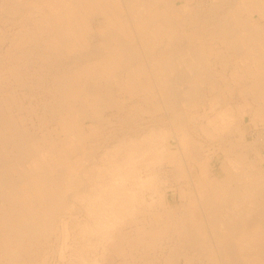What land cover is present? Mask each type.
<instances>
[{
	"label": "rangeland",
	"instance_id": "obj_1",
	"mask_svg": "<svg viewBox=\"0 0 264 264\" xmlns=\"http://www.w3.org/2000/svg\"><path fill=\"white\" fill-rule=\"evenodd\" d=\"M3 2H1L0 0V106L1 108H3L4 114H6V118L8 119L9 123L13 126L9 129H6L2 126L1 130L9 135V137L15 140H19L22 141V143L24 142L22 148L24 147H30V145H32L33 143L38 145L37 148V157H42L43 160L47 161H52V159L57 158L60 159V162H62L63 166L56 168V173L55 176H57L59 178L60 176V180H61V192H63L62 194H64V192L66 194L65 198L63 200L62 203V207L59 208V210H55L53 208H50L49 203L47 204H43L39 198H38V194L35 193V190H27L26 188H24V184L21 186V189L18 191L19 194H21V197H19L17 195V201L16 204L17 207L13 208V212L12 213H7V211L10 209L9 208V203L7 202V200L5 199V197L1 198L2 194L4 195V193H0V210L1 216H4L5 214H8L7 216L13 217L14 219H16L17 222L23 221V220H28L29 215H34V216H38L42 219L43 224L41 223V225H43L44 227L46 226V228L48 229V232L45 236H35L33 239L29 238L28 236L26 237V239H22V238H17L14 237V242L11 241L9 244V249L11 252V256H6L5 253H0V264H13L11 263L9 260L10 258H13L14 264H135V261H141V260H147L149 261L151 264H213L214 260H209L207 258H198V257H192L190 258L192 261L190 262H186V255L187 254H197L198 252H200V247L199 246H195L192 247L194 249H190V247H180L179 245V241H177V237L176 235L169 233L167 235V232H165V228L167 225V219H168V213L170 212V210L172 208H178L181 207L183 205V203L188 202V199H183L182 198V194H184V196L189 195L190 193H193L194 191H196L197 193L200 192V196H204V190L206 188H208L207 182L208 180H210L212 178V180H217L220 177H223V174L221 173V167H222V162L224 161V157L223 155H220L222 152V150H226L228 149V144L227 142L224 141V135H223V131H220L219 129L221 128V126L223 125V118L221 117V113L223 112L224 109H226V106L234 113V122H236V124H240V126L238 127L239 129L236 130V134L235 137L238 138L240 136H242V138L246 137V141L247 142H254V139L256 138V136H258V134H261L264 136V123L259 119L254 118V116L249 115L246 111H243L245 109H249V107L247 106L246 100L249 98L244 97L240 94H238V92L240 91V89H243V86H238V83H243L241 85H244L245 83H247V81L244 79H241L242 81L237 80L236 77H234L235 73L234 70L237 66H235V62L237 61L238 58L236 57H232L231 62H229V56H227L228 61H223L221 60H217V58L214 55H210V53L208 52L207 49H204L203 52V56L205 58V66L209 72V74L213 77V80L216 79V81H213L214 83H210V82H206V83H200V86H196L195 92L194 94L187 96L185 93L183 94V91L189 89L190 87H192V85H188V83H186L187 81H185L182 79V75L181 72L183 71V73H185L186 71L188 73H186V75L190 73V75L186 76L185 74L183 76H185L186 78H190V76H193V73H191L189 70L186 69L185 65L182 63H179L177 65V71H175L174 74H171L170 77L174 78V80L172 81V84L174 83V85H172L170 81L168 82V85L170 84V89L177 91L180 88V92H174L175 95H173L172 97H170L171 95L166 94V90H163L160 88V86L156 87V85L154 84L153 87V92L155 90V94L151 96H135L132 97L129 94H124L123 88L121 87V85L126 86V84L128 83V78L127 75L124 73V71H119L115 73V78H113V81L110 84V89L112 90L111 96L108 97L112 102L110 105H107V103L102 102V104H100V106H98V109L96 110V108H93L91 105L87 104V103H91L92 99H89V97L85 94H81L79 97L75 98L74 102H66L65 106L63 107L62 111L61 109L59 110V106H61L62 100L64 98V96L62 94H58L56 92L55 89V79L59 78H69L71 79V83H74V89L76 90H80L81 86L84 85L87 80H88V75L89 72L84 68L83 63L86 59V55L85 53H83L82 55L78 56H74L72 54H69L67 51H65L61 56H57L55 54V52L51 49V47L56 43V40H54V38H49L48 36L44 35L42 30L40 29V26L43 24L44 26V22H39V19H42L41 17H46V18H50V19H54V20H59V22L54 21L55 24L60 25V26H64L66 27V22L63 21L62 19H59L60 17L58 16H54L55 14L50 13L46 7H44V5H37L35 3V1L33 0L31 2V0H10L8 2H6V0H2ZM12 1L11 5L10 2ZM23 1V2H22ZM194 2L192 3V7H196V5L199 7L201 6V10L202 12H205L209 10V1L208 0H193ZM199 1V2H198ZM26 2V3H25ZM4 3V4H3ZM34 3V4H33ZM202 3V4H201ZM204 3V4H203ZM208 3V5L206 4ZM6 5V6H4ZM16 7L15 10L12 12L10 6ZM26 5V7H25ZM4 6V8L2 9V7ZM35 6V7H34ZM203 6V8H202ZM206 8H205V7ZM21 7L23 9H21ZM30 7V8H29ZM40 7V8H38ZM44 8V9H43ZM7 9V11L5 10ZM30 9V10H29ZM52 9V8H50ZM3 10V12H2ZM10 10V11H9ZM23 10V11H22ZM32 10V11H31ZM37 12H36V11ZM46 10V11H45ZM30 11V13H29ZM34 11V12H33ZM40 13H39V12ZM6 12V13H4ZM9 12L11 14H9ZM47 12V13H46ZM42 13V15H40ZM49 13V14H48ZM18 14V15H17ZM37 16H36V15ZM3 17H2V16ZM15 15V16H14ZM25 15V16H24ZM29 15V17H28ZM14 16V17H12ZM22 16V17H21ZM33 16V17H32ZM53 16V17H52ZM130 16V15H129ZM183 16V15H182ZM7 17V18H6ZM28 17V18H27ZM32 17V18H31ZM36 17V18H35ZM39 17V18H38ZM133 17V15L130 16V18ZM6 18V19H5ZM27 20H26V19ZM31 18V19H30ZM5 19V20H4ZM36 19V20H35ZM86 19L87 23H88V39H86V43L87 46L86 47H90V48H94L95 46L99 45L101 39L99 38L98 32L100 31V25L102 23L103 18L99 17H86L84 18ZM4 20V21H3ZM8 20V21H7ZM101 20V21H100ZM24 21L26 23H24ZM28 21V22H27ZM21 22V23H20ZM23 22V23H22ZM30 24V25H29ZM32 24V25H31ZM24 25V26H23ZM104 25L106 26L107 23H104ZM13 26V27H12ZM21 26V28H20ZM28 26V27H27ZM31 26V28H30ZM108 26V25H107ZM178 26V25H177ZM189 24H186L185 26H183L186 30L188 28ZM19 27V28H18ZM93 27V28H92ZM176 27V26H175ZM25 28V29H24ZM24 29V30H23ZM38 29V30H37ZM115 29V28H114ZM176 29V28H175ZM13 30V31H12ZM17 30V32H16ZM22 30V31H21ZM41 30V31H39ZM139 30V29H138ZM137 30V31H138ZM150 31V28L148 29ZM171 30V29H170ZM170 30H166L164 33V36L166 37H171V32ZM21 31V32H19ZM169 31V32H168ZM183 31V30H182ZM189 31V30H187ZM13 32V33H12ZM177 31H175L176 33ZM15 33V34H14ZM168 33V34H167ZM18 34V35H17ZM25 34H27V36H25ZM90 34V35H89ZM9 35V36H8ZM13 35V36H12ZM22 36V37H21ZM91 36V37H90ZM95 36V37H94ZM9 37V38H8ZM38 37V38H37ZM162 37V36H161ZM13 38V39H12ZM19 38V39H18ZM93 38V39H92ZM95 38V39H94ZM163 39L160 40V43L165 45L167 41L165 37H162ZM90 39V40H89ZM12 41V44H11ZM90 41V42H89ZM171 41V40H170ZM14 42V43H13ZM98 42V43H97ZM163 42V43H162ZM77 43H79L81 45V43L79 42V40H77ZM96 43V44H95ZM33 44V45H32ZM30 45V47H29ZM56 45V44H55ZM57 46V45H56ZM79 46V45H78ZM82 46V45H81ZM14 47V48H13ZM26 47V48H25ZM36 47V48H34ZM80 47V46H79ZM22 48V49H21ZM27 48H29L28 51ZM19 49V50H18ZM27 50V51H25ZM39 50V51H38ZM66 50V49H65ZM16 51V52H15ZM32 51V52H31ZM35 51V52H34ZM158 49L154 48V49H150L147 54L144 53L142 56L143 59V63L146 64L147 61H145V58H149L152 59L150 61H153L155 56L158 58V60L161 59H165V54L164 53H157ZM13 52V53H12ZM25 55H24V53ZM28 52V53H27ZM6 53V55H5ZM18 53V54H17ZM22 53V54H21ZM27 53V54H26ZM157 53V54H156ZM9 55V56H8ZM19 55H21L19 57ZM24 55V56H22ZM27 55V56H26ZM39 55V56H38ZM69 55V57H67ZM85 55V56H83ZM146 57H145V56ZM207 55V57H206ZM6 56V57H5ZM8 56V57H7ZM32 56V57H31ZM36 56V57H35ZM163 56V57H162ZM211 56V57H210ZM13 57V58H12ZM19 57V58H18ZM26 59H24V58ZM29 57V58H28ZM47 57L49 58L48 60ZM66 57V58H65ZM74 57V58H73ZM78 57V58H77ZM145 57V58H144ZM223 57V56H222ZM4 58V59H3ZM20 59V60H17ZM36 58V59H35ZM61 60H60V59ZM64 58V59H63ZM68 58V59H67ZM77 58V59H76ZM83 58V59H82ZM216 58V59H215ZM12 59V60H11ZM63 59V60H62ZM70 59V60H69ZM79 62H76L78 61ZM22 60V61H21ZM28 60V62H26ZM33 60V61H30ZM36 60V61H35ZM54 60V61H53ZM211 60V61H210ZM216 60V61H215ZM239 60V59H238ZM9 61V62H8ZM12 61V62H11ZM17 61V63H16ZM38 61V62H37ZM57 61V63H56ZM71 61V62H70ZM149 61V62H150ZM157 60H155L154 62H156ZM213 61V62H212ZM2 62V63H1ZM25 62V63H24ZM37 62V63H36ZM53 65H51V63ZM67 62V63H66ZM148 62V63H149ZM212 62V63H211ZM215 62V63H214ZM219 62V63H218ZM10 63V64H8ZM12 63V64H11ZM25 65H23V64ZM42 63V64H41ZM65 63V64H64ZM215 65H214V64ZM229 63V64H228ZM234 63V65H233ZM27 64V65H26ZM34 64V65H33ZM72 64V65H70ZM76 64V65H75ZM49 67H48V66ZM68 65V67H67ZM209 65V66H208ZM233 65V66H232ZM10 66V67H9ZM19 68H18V67ZM27 66V67H25ZM31 66V67H30ZM38 66V67H37ZM42 66V67H41ZM51 66V67H50ZM58 66V67H56ZM65 66V67H64ZM75 66V67H74ZM149 66V65H147ZM212 66V67H211ZM218 66V67H217ZM220 66V67H219ZM228 66V67H227ZM15 67V68H14ZM41 67V68H40ZM77 67V68H76ZM186 71H184V68ZM215 67V68H214ZM24 68V69H22ZM49 68V69H47ZM59 70H58V69ZM67 68V70H65ZM70 68V70L68 69ZM72 68V69H71ZM81 68V69H80ZM83 68V69H82ZM212 68V69H211ZM219 68V69H218ZM223 68V69H222ZM228 68V69H227ZM5 69V70H4ZM17 69V70H16ZM22 71H21V70ZM26 69V70H25ZM44 69V70H41ZM46 69V70H45ZM53 69V70H52ZM61 69L63 71H61ZM74 69V70H73ZM225 69V70H224ZM14 70V71H13ZM33 70V71H32ZM39 72H36V71ZM179 70V71H178ZM214 70V71H213ZM221 70V73H220ZM12 71V72H11ZM31 71V72H30ZM46 71V73H45ZM56 71V72H55ZM58 71V72H57ZM62 73H60V72ZM212 71V72H211ZM219 71V73H218ZM225 71V72H224ZM9 72V73H8ZM36 72V74H35ZM43 72V73H42ZM71 72V73H70ZM179 72V73H177ZM216 75H215V73ZM243 72V71H242ZM241 72V73H242ZM24 73V74H22ZM30 73V74H29ZM32 73V74H31ZM87 73V74H86ZM150 74V72H148ZM147 71L144 72V76L140 74H137L136 77V82L137 83H143L146 82L147 77H149L147 74ZM227 73V74H226ZM12 74V75H11ZM17 74V75H16ZM20 74V75H19ZM34 74V75H33ZM43 74V75H42ZM45 74V76H44ZM62 74V75H61ZM71 74V75H70ZM75 74V75H74ZM117 74V75H116ZM123 74V75H122ZM222 74V75H221ZM233 74V75H232ZM243 74V73H242ZM2 75V76H1ZM23 77H22V76ZM27 75V76H26ZM65 75V76H64ZM85 75V76H84ZM87 75V76H86ZM177 75V76H176ZM179 75H181L179 77ZM220 77H219V76ZM19 76V77H18ZM30 76V77H29ZM34 76V77H33ZM39 76V77H38ZM64 76V77H63ZM119 76V77H117ZM123 76V77H122ZM140 76V77H139ZM143 76V77H142ZM151 76V74H150ZM12 77V78H11ZM29 77V78H28ZM33 77V79H32ZM42 77V78H41ZM53 77V78H52ZM102 79L99 83L100 84H105V79H108V76H103L100 75ZM218 77V78H217ZM10 78V79H9ZM26 78V79H25ZM31 78V79H30ZM45 78V79H44ZM87 78V79H86ZM122 78V79H121ZM125 78V79H124ZM143 78V79H142ZM7 79V80H6ZM23 79V80H22ZM37 79V80H36ZM43 81H42V80ZM52 79V80H51ZM54 79V80H53ZM75 79V80H74ZM86 81H85V80ZM178 79L182 80V81H178ZM10 80V81H9ZM20 80V81H19ZM29 80V81H27ZM123 82H122V81ZM32 81V82H31ZM39 81V82H38ZM119 81V82H118ZM184 84L183 87L182 84ZM227 81V82H226ZM237 81V82H235ZM12 82V83H11ZM42 82V83H41ZM123 84H122V83ZM182 82V83H180ZM229 82V83H228ZM19 83V84H18ZM25 83V84H24ZM83 83V84H82ZM98 83V84H99ZM182 86H180L179 84ZM210 83V84H208ZM233 83V85H232ZM29 84V86H28ZM34 84V85H33ZM54 84V85H53ZM79 84V85H78ZM81 84V85H80ZM102 84V85H103ZM177 84V85H175ZM21 85V86H20ZM40 85V86H39ZM50 85V86H49ZM52 85V86H51ZM172 85V86H171ZM231 85V86H230ZM3 86V87H2ZM13 86V88H12ZM17 86V87H16ZM78 86V87H77ZM167 86V85H166ZM176 86H178V88H175ZM205 86V87H203ZM10 87V88H9ZM33 87V88H32ZM46 87V88H45ZM51 87V88H50ZM76 87V88H75ZM115 89H114V88ZM188 87V88H187ZM198 87V88H197ZM216 87V88H215ZM218 87V88H217ZM227 87V88H226ZM231 87V88H230ZM238 87V89H237ZM30 90H29V89ZM234 88V89H233ZM32 89V90H31ZM49 89V90H47ZM51 89V90H50ZM53 89V90H52ZM122 89V90H121ZM200 89V90H199ZM25 90V91H23ZM222 90V91H221ZM230 90V91H229ZM2 91V93H1ZM52 91V92H51ZM121 91V92H120ZM206 91V92H205ZM234 91V92H233ZM9 92V93H8ZM12 92V93H11ZM45 94H44V93ZM50 92V93H49ZM115 92V93H114ZM172 92V91H171ZM199 92V93H198ZM204 92V93H203ZM30 93V94H29ZM33 93V95H31ZM54 93V94H53ZM122 93V94H121ZM161 93V94H160ZM179 95H178V94ZM237 93V94H236ZM7 94V95H6ZM117 94V95H116ZM164 94V95H163ZM177 94V95H176ZM204 94V96L202 95ZM219 94V95H217ZM222 94V95H221ZM233 94V95H232ZM43 97H42V96ZM47 95V96H46ZM122 95V96H121ZM128 95V96H127ZM182 95V96H181ZM203 97H202V96ZM217 95V96H216ZM231 95V96H230ZM238 95V97H237ZM6 96V97H5ZM8 96V97H7ZM22 96V97H20ZM29 96V97H28ZM52 96V98H51ZM58 96V97H57ZM113 96V97H112ZM179 96V97H178ZM216 96V97H215ZM236 96V97H235ZM2 97V98H1ZM14 97V98H13ZM18 99H17V98ZM47 97V98H46ZM50 97V98H49ZM125 97V98H123ZM169 97V98H168ZM187 97V98H186ZM189 97V98H188ZM225 97V98H224ZM10 98V99H9ZM107 98V99H108ZM137 98V99H136ZM140 98V99H139ZM172 98V99H171ZM202 98V99H201ZM238 98V99H237ZM247 98V99H246ZM89 99V101H88ZM117 99V100H116ZM147 99V100H146ZM153 101H152V100ZM165 99V100H164ZM171 99V102H167ZM179 99V102H178ZM184 99V100H183ZM195 99V102H194ZM197 99V100H196ZM207 99V100H206ZM251 100V98H249ZM248 99V102H251ZM8 100V101H7ZM43 100V101H41ZM50 100V101H49ZM60 100V102H59ZM81 100H83L85 103L83 104L81 102ZM116 100V101H115ZM164 100V101H163ZM177 100V101H175ZM187 100V101H186ZM189 100V101H188ZM228 100V101H227ZM241 100V101H240ZM2 101V102H1ZM40 101V102H39ZM47 101V102H46ZM49 101V102H48ZM77 101V102H76ZM124 101V102H123ZM145 101V102H144ZM148 101V102H147ZM162 101V102H161ZM193 101V102H192ZM239 101V102H238ZM245 101V102H244ZM6 104H5V103ZM11 102V103H10ZM17 102V103H16ZM39 102V103H38ZM87 102V103H86ZM127 102V103H126ZM143 102V103H142ZM152 102V103H151ZM165 102V103H164ZM203 102V103H202ZM216 104H214V103ZM3 103V104H2ZM42 103V104H41ZM46 103V104H44ZM52 103V104H51ZM77 103V104H76ZM94 102H92V104H94ZM117 103V104H116ZM131 105H129V104ZM139 105H138V104ZM161 103V104H159ZM163 103V104H162ZM202 103V104H201ZM218 103V104H217ZM220 103V105H219ZM235 103V104H234ZM156 104V105H155ZM173 104V105H172ZM183 104V105H182ZM186 104V105H185ZM199 104V105H197ZM52 105V106H51ZM66 105L67 108H73L72 111H68V112H64L66 109ZM76 105V106H75ZM120 105V106H119ZM123 105V106H121ZM142 105V106H141ZM144 105V106H143ZM153 105V106H152ZM166 105V106H165ZM176 105V106H175ZM203 105V106H202ZM207 105V106H206ZM249 105V104H248ZM132 106V107H131ZM156 106V107H155ZM163 106V107H162ZM169 106H172L169 108ZM236 106V107H235ZM238 106V107H237ZM20 107V108H19ZM40 107V109H39ZM48 107V108H47ZM124 107V108H123ZM127 107V108H126ZM167 107V108H166ZM204 107V108H203ZM224 107V108H223ZM235 107V109H234ZM10 108V109H8ZM44 108V109H43ZM52 108V109H51ZM91 108V109H90ZM101 108V109H100ZM109 108V109H108ZM165 108V109H164ZM208 108V109H207ZM220 108V109H219ZM240 108V110H239ZM31 109V110H30ZM45 109H47L45 111ZM56 109V110H54ZM176 109V110H175ZM183 109V110H182ZM211 109V110H209ZM218 109V110H217ZM222 109V110H221ZM237 109V110H236ZM6 110V111H5ZM126 110V111H125ZM146 110V111H145ZM165 110V111H162ZM172 110V111H171ZM180 111V114L179 111ZM182 110V111H181ZM199 110V111H198ZM14 111V112H13ZM16 111V112H15ZM19 111V112H18ZM44 111V112H41ZM50 111V112H49ZM61 111V112H60ZM92 111V112H91ZM110 111V112H109ZM140 111V113H138ZM168 111V112H167ZM171 111V112H170ZM176 111V112H175ZM184 111V112H183ZM211 113H209V112ZM218 111V112H217ZM235 111V112H234ZM237 111V112H236ZM243 111V112H242ZM18 112V113H17ZM39 112V113H38ZM59 112V113H57ZM112 112V113H111ZM122 112V113H121ZM128 112V113H127ZM131 112V114H130ZM134 112V113H133ZM167 112V113H166ZM188 112V113H187ZM190 112V113H189ZM200 112V113H199ZM207 112V113H206ZM12 113V114H11ZM14 113V114H13ZM65 113V114H64ZM116 113V114H115ZM121 113V114H120ZM133 113V114H132ZM144 113V114H143ZM147 113V114H146ZM150 113V114H148ZM153 113V114H152ZM160 113V114H159ZM172 113V114H171ZM193 113V114H192ZM206 113V114H205ZM239 113V115H238ZM12 116H11V115ZM31 114V115H30ZM105 114V115H104ZM125 114V115H124ZM156 114V115H155ZM162 114V115H161ZM170 114V115H169ZM187 114V116H186ZM210 114V115H209ZM212 114V115H211ZM221 114V115H220ZM237 114V115H236ZM9 115V116H7ZM37 115V117H35ZM45 115V116H44ZM69 118V122H62V118L63 117ZM66 115V116H65ZM79 115V116H78ZM98 115V116H97ZM109 115V116H108ZM120 115V116H119ZM124 115V116H123ZM132 115H135L132 116ZM137 115V116H136ZM167 115V116H166ZM196 115H198L196 117ZM204 115V116H203ZM241 115V116H240ZM16 116V117H15ZM94 116V117H93ZM96 116V118H95ZM108 116V117H107ZM110 116L112 118H110ZM115 118H114V117ZM119 116V117H118ZM128 116V117H127ZM151 116V117H150ZM154 116V117H153ZM177 116V117H176ZM186 116V117H185ZM190 116V118H189ZM208 116V117H207ZM214 116V117H213ZM236 116V117H235ZM46 117V119H44ZM106 117V118H105ZM117 117V119H116ZM159 117V118H158ZM163 117V118H162ZM168 121H167V118ZM199 117V118H198ZM204 117V119H203ZM211 117V118H210ZM238 117V118H237ZM240 117V118H239ZM52 118V120H51ZM149 118V119H148ZM159 120H157V119ZM165 118V119H164ZM178 118V119H177ZM41 119V120H40ZM50 122H48L49 120ZM103 119V120H102ZM131 119V120H130ZM141 119V120H140ZM153 119V120H152ZM171 119V120H170ZM190 119V120H189ZM192 119V120H191ZM203 119V120H202ZM220 119V120H219ZM237 119V120H236ZM36 120V121H35ZM57 120V121H56ZM130 120V121H129ZM157 120V121H156ZM173 120V121H172ZM206 120V121H205ZM41 121V122H40ZM44 121L47 123H44ZM100 121V122H99ZM127 122L128 124L126 125ZM156 121V122H155ZM164 121V122H162ZM166 121V122H165ZM201 121V122H200ZM210 121V122H209ZM223 121V122H222ZM87 122V123H86ZM120 122V123H119ZM132 122V123H131ZM145 122V123H143ZM151 124H150V123ZM185 122V123H184ZM216 122V123H215ZM242 122V123H241ZM58 126H57V124ZM93 123V124H92ZM143 123V124H142ZM154 123V124H153ZM168 123V124H167ZM184 123V124H183ZM190 123V124H189ZM219 123V124H218ZM92 124V125H91ZM130 124V125H129ZM136 124V125H135ZM167 124V125H165ZM181 124V126H180ZM198 124V125H197ZM209 124V125H208ZM222 124V125H221ZM251 124V125H250ZM26 125V126H25ZM50 125V126H49ZM162 125V127H161ZM190 125V126H189ZM193 125V126H192ZM195 125V126H194ZM214 125V127H213ZM42 126V127H41ZM85 126V127H84ZM112 128H110V127ZM141 126V127H140ZM154 126V127H153ZM163 126H165V128H163ZM168 126V128H166ZM172 126V127H171ZM187 126V127H186ZM263 126V127H262ZM22 127V128H21ZM84 127V128H83ZM157 127V128H155ZM160 127V128H159ZM171 129H170V128ZM194 127V128H193ZM14 128V129H13ZM18 128V129H17ZM105 128H107L105 130ZM109 128V130H108ZM134 128V130H133ZM136 128V129H135ZM152 128H155L156 131ZM163 128V129H162ZM175 128V129H174ZM179 128V129H178ZM197 130H194V129ZM249 128V130H248ZM263 128V129H262ZM19 129L21 131H19ZM29 129V130H28ZM132 129V130H131ZM165 129V130H164ZM174 129V131H173ZM181 129V130H180ZM183 129V131H182ZM201 129V130H200ZM262 129V132H261ZM8 130V131H7ZM16 130V131H15ZM19 132H18V131ZM24 130V131H23ZM51 130V131H50ZM53 130V131H52ZM77 130V131H76ZM98 130V131H97ZM101 132H100V131ZM104 130V131H103ZM146 132H145V131ZM154 130V131H153ZM165 132H164V131ZM204 130V132H203ZM252 130V131H251ZM260 130V131H259ZM23 131V132H22ZM109 131V132H107ZM130 131V132H129ZM135 131V135L134 134ZM149 131H151L150 133H148ZM158 131V132H157ZM160 131V134L158 135ZM179 131V132H178ZM185 131V132H184ZM201 131L202 134L199 132ZM10 132V133H8ZM18 132V133H17ZM22 132V133H20ZM98 132V133H95ZM114 132V133H113ZM126 132V134H125ZM133 132V134H132ZM142 132V133H141ZM157 132V133H156ZM173 132V133H172ZM195 132V133H194ZM253 132V133H250ZM19 135H17V134ZM42 133V134H41ZM102 133V135L100 134ZM122 135H121V134ZM139 133V134H138ZM154 133V135H153ZM163 133L165 135H163ZM177 133V134H176ZM184 133V134H183ZM198 133V134H197ZM208 135V139L206 138ZM217 133V134H216ZM256 133V134H255ZM263 133V134H262ZM16 134V135H15ZM24 134V135H23ZM91 134V135H90ZM110 134V135H109ZM112 134V135H111ZM144 134V135H143ZM155 134H157L159 136L158 141L155 140V142H153V137L155 136ZM171 134V135H170ZM175 134V135H174ZM183 134V135H181ZM188 136H187V135ZM193 134V135H192ZM214 134V135H213ZM33 136V138L31 139V137ZM72 135V136H71ZM89 135V136H88ZM95 135V136H94ZM107 137H106V136ZM116 135V136H115ZM135 135V136H134ZM174 135V136H173ZM185 135V136H184ZM190 135V136H189ZM222 135V136H221ZM238 135V136H237ZM27 136V137H26ZM37 136V137H36ZM88 136V137H87ZM98 136V137H97ZM100 136V138H99ZM112 136V137H111ZM123 136V137H122ZM126 136L128 138H126ZM163 139V141L160 139L161 137ZM206 136V137H205ZM35 137V138H34ZM79 137V138H78ZM83 137V139L81 138ZM106 139H105V138ZM115 137L116 140L115 141ZM125 137V139H124ZM132 137V138H131ZM133 137H141V147H143V152L139 151V153H144V155L142 154L140 156V154H136L138 157L134 156L135 160H137L135 162V160H133L134 163H132L130 165V168L133 169L135 168L136 170L133 171V173L135 174V172L137 171V169L140 171L141 173L140 175H142L145 179L146 177H148V175L150 174L151 178L154 177V186H152L151 188H141V186H139V183L136 182V179L134 177H129L128 170L129 167L126 166V164H122L121 162H119V156L116 153L118 145H120V143H123L122 140H126L127 139H135ZM191 137V138H190ZM210 137V138H209ZM67 138V139H66ZM96 138V139H95ZM110 138V139H109ZM119 138V139H118ZM148 138V139H146ZM181 138V139H180ZM186 138V139H185ZM194 138V139H193ZM200 138V139H199ZM24 139V140H23ZM31 139V140H30ZM39 139V140H38ZM44 139V140H43ZM49 141H48V140ZM93 139V140H92ZM114 139V140H113ZM146 139V140H145ZM160 139V140H159ZM176 139V140H175ZM203 139V140H202ZM215 139V140H214ZM220 139V140H218ZM51 140V141H50ZM76 140V141H75ZM91 140V141H90ZM105 140V141H104ZM121 140V141H120ZM173 140V141H172ZM180 142H179V141ZM37 141V142H35ZM119 141V142H118ZM144 141H148L147 145L146 142ZM170 141V142H169ZM177 141V142H176ZM208 141V142H207ZM31 142V144H29ZM41 142V143H40ZM49 142V143H48ZM69 142V143H67ZM85 142V143H84ZM104 142V143H103ZM109 142V143H108ZM118 143V145L116 146L117 148H115L114 146L112 147V145H115L116 143ZM150 142H152L150 144ZM164 142V143H163ZM186 142V143H185ZM190 142V143H189ZM192 142V143H191ZM213 142V143H212ZM219 142V143H218ZM112 143V144H111ZM143 143V144H142ZM154 143V144H153ZM157 143V146H156ZM163 143V146H162ZM194 143V145H193ZM203 143V144H202ZM217 143V145L215 144ZM41 144V145H40ZM44 144V145H43ZM101 144V145H100ZM107 144V145H106ZM111 144V146L109 147V145ZM180 144V145H179ZM52 145V146H51ZM62 145V146H61ZM105 145V146H104ZM144 145V146H142ZM148 145H151L150 148ZM191 145V146H190ZM206 145V146H205ZM208 145V146H207ZM220 145V146H219ZM2 146V147H1ZM104 146V147H103ZM161 146V147H160ZM165 146V148H164ZM173 146V147H172ZM184 146V147H183ZM200 146V147H199ZM223 146V147H222ZM14 145L9 144L7 145V149L5 148V145L2 141H0V155H1V159H0V173H2V169L4 166L5 162H11L14 164L15 168H21L20 166V162H19V156L20 154H16L18 153L14 148ZM69 147H72L73 149H69ZM97 147V148H96ZM103 147V148H102ZM107 147V148H106ZM153 147V148H152ZM186 147V148H185ZM192 147V148H191ZM200 149H198V148ZM219 147V148H218ZM227 147V148H226ZM4 148V149H2ZM11 148V149H10ZM85 148V149H84ZM96 150H95V149ZM98 148H100L98 150ZM105 148V149H104ZM110 148V149H109ZM114 148V149H111ZM164 149L163 151L168 153L167 157L170 156L171 152L172 155L174 154V156H176L177 154H179V156L177 155L176 157H181V166H179V161L176 160L175 163H169V161H166L167 157L166 155H164V161L161 163V160H159L160 157V153L162 151V149ZM181 148V149H180ZM184 148V149H183ZM196 148V149H195ZM216 150H215V149ZM147 149V150H145ZM160 149V150H159ZM193 149V150H192ZM5 150V151H4ZM90 150V151H89ZM95 150V151H94ZM105 150V151H104ZM109 150V151H107ZM149 151L145 152V151ZM169 150V151H167ZM177 150V151H176ZM195 150V153H194ZM218 150V151H217ZM221 150V151H220ZM26 149L22 150L20 152H23L26 154ZM47 153H46V152ZM89 151V152H88ZM100 151V152H99ZM103 151V152H102ZM115 153H114V152ZM151 151V153H150ZM156 151V152H155ZM171 151V152H170ZM179 151V152H178ZM15 152V153H14ZM95 152V153H94ZM98 152V153H97ZM112 155H110L109 153ZM8 153V155H7ZM53 153V154H52ZM87 153V154H85ZM102 155H101V154ZM104 153V154H103ZM148 153V154H147ZM197 153V155H196ZM211 153V155H210ZM67 156H65V155ZM85 154V155H84ZM94 157H93V155ZM99 156H98V155ZM109 154V155H108ZM115 154V155H114ZM147 154V156L145 155ZM151 154V155H150ZM192 154H194L192 156ZM206 154V155H205ZM208 154V155H207ZM14 155V156H13ZM23 155V154H22ZM27 155H28V151H27ZM41 155V156H40ZM118 156L117 158L115 156ZM155 155V156H154ZM189 155V156H188ZM202 155V156H201ZM205 155V156H204ZM7 156V157H6ZM53 156V158H52ZM103 156L107 159H109L108 161H106L105 158H103ZM111 156V157H110ZM149 156V157H148ZM154 156V157H153ZM198 156V157H197ZM200 156V157H199ZM263 156H264V151H263ZM10 157V158H9ZM46 157V158H45ZM49 157V159H48ZM76 157V158H75ZM99 157V158H98ZM203 157V158H202ZM205 157V158H204ZM68 158V159H67ZM74 158V159H73ZM102 158V159H101ZM112 158V159H111ZM142 158V159H141ZM146 158V159H145ZM157 160H156V159ZM166 158V159H165ZM200 158V159H198ZM207 158V159H206ZM214 158V159H213ZM84 159V160H81ZM93 159V160H91ZM96 159V162H95ZM98 159V160H97ZM141 159V160H140ZM177 159V158H176ZM184 159V161H183ZM210 159V160H209ZM5 160V161H4ZM18 160V161H17ZM91 160V161H90ZM193 162H192V161ZM17 161V162H15ZM84 161V163H83ZM104 161V163H103ZM113 161V162H110ZM141 161V162H139ZM178 161V164H177ZM191 161V162H190ZM204 161V162H203ZM207 161V162H206ZM222 161V162H221ZM4 162V163H3ZM78 162L80 163L78 165ZM89 162V163H88ZM106 162V163H105ZM143 162V163H142ZM151 164H149V163ZM154 162V163H153ZM159 162V163H158ZM16 163V164H15ZM29 163V162H28ZM24 165L25 167L27 166V164ZM72 163V164H71ZM113 163V166L111 165ZM118 165L117 167L114 166L115 164ZM120 163V164H117ZM141 163V164H140ZM157 165H156V164ZM166 163V164H164ZM197 163V164H196ZM203 163V164H202ZM19 164V165H17ZM65 164V165H64ZM67 164V165H66ZM90 164V165H89ZM92 164V165H91ZM95 164V165H94ZM134 164V165H133ZM137 164V165H135ZM154 164L156 167H154ZM163 164V165H162ZM173 164V165H172ZM188 164V165H187ZM84 165V166H83ZM102 165V166H101ZM109 167H107V166ZM120 165H124V168H121ZM140 165V166H138ZM167 165V166H166ZM68 166V167H67ZM70 166V167H69ZM133 166V167H132ZM184 166V167H183ZM189 166L191 168H189ZM33 168V162L31 160L30 166ZM65 167V168H64ZM95 167L97 168L96 170ZM126 167V168H125ZM148 167V168H147ZM153 167V168H152ZM169 167V168H168ZM218 167V168H217ZM73 168V169H72ZM102 170H101V169ZM108 168H113L110 170H113L112 172L115 173L114 171H116L115 177L111 176L113 173L108 170ZM120 168V169H118ZM152 170H151V169ZM195 168V169H194ZM201 168V169H200ZM264 168V167H263ZM60 171H59V170ZM71 169V170H70ZM100 169V170H98ZM117 169L119 170V172H117ZM126 169V170H124ZM154 169V170H153ZM170 169V170H169ZM189 169V170H188ZM199 169V171H198ZM234 169V168H233ZM83 170V171H82ZM87 170V171H85ZM150 170V172H149ZM160 170V171H159ZM180 170L181 173H180ZM187 170V171H186ZM191 170V171H190ZM196 170V171H195ZM65 171V172H64ZM69 171V172H68ZM82 171V172H81ZM102 172L100 174V172ZM105 171V175L103 174ZM158 173H157V172ZM59 172V173H58ZM67 172V173H66ZM72 174H69V173ZM89 172V173H88ZM111 172V173H110ZM123 175V173H125ZM211 172V173H210ZM220 172V173H219ZM77 173V175H76ZM80 175H79V174ZM94 173L99 174L95 177ZM120 177H119V175ZM144 173V174H143ZM155 173V174H154ZM176 173V174H175ZM179 173V175H178ZM189 173V174H188ZM191 173V174H190ZM59 174V175H58ZM61 174V175H60ZM62 174L63 177L66 179H62ZM89 174V175H86ZM111 174V175H110ZM154 174V175H153ZM161 174V175H160ZM203 174H207V177L205 179H203V177L201 175ZM71 175V176H69ZM73 175L75 176V178L70 180V177H73ZM79 175V176H78ZM110 175V176H108ZM114 175V174H113ZM123 178H122V176ZM153 175V176H152ZM156 175V176H155ZM163 175V176H162ZM181 175V176H180ZM191 175V176H190ZM0 176H2L0 174ZM69 176V179H67V177ZM88 176V177H86ZM92 176V178H94L96 181H94V179L90 178ZM102 176V177H101ZM104 176V177H103ZM110 178V180H106L105 179ZM117 176V177H116ZM159 176V177H158ZM189 176V177H188ZM212 176V177H211ZM16 175L13 174V179H16ZM171 177V178H170ZM4 178V179H3ZM101 178L103 180H101ZM116 178L117 183H115L114 179ZM170 178V179H169ZM177 178V179H176ZM180 178V179H179ZM220 178V179H221ZM2 179V181H1ZM76 179H78L77 181H75ZM91 179V180H90ZM121 179H123L124 181H121ZM133 179V180H132ZM157 179V180H155ZM179 179V180H178ZM191 179V180H190ZM69 180V181H68ZM98 180V181H97ZM100 180V181H99ZM106 180V181H105ZM114 180V181H112ZM161 180V181H159ZM187 180V181H186ZM189 180V181H188ZM94 181V183H93ZM109 181V183H107ZM121 181V185L118 184ZM165 181V182H164ZM174 181V183H173ZM182 181V182H181ZM195 181V183H194ZM0 182L4 183V185H6L8 182H10L8 179H5L4 175L2 177H0ZM69 182V184H67ZM104 182V183H101ZM112 182V183H111ZM114 182V184H113ZM125 182V183H124ZM132 182V183H131ZM163 182V184H162ZM206 182V183H205ZM77 184V186L75 184ZM108 187H107V185ZM157 183V184H156ZM165 183V184H164ZM95 184V186H94ZM98 184H100V186L103 188L106 186V188H104L106 190V192L103 189V193H102V188L99 186H97ZM103 184V185H102ZM114 185L113 186L111 185ZM156 184V186H155ZM175 184V185H174ZM192 184V185H191ZM68 185V186H67ZM73 188H71V186ZM117 186V189L115 188ZM179 185V186H178ZM70 186V187H69ZM111 186V187H110ZM122 187L121 190L120 188L118 189V187ZM130 188H129V187ZM161 186V187H160ZM169 186V187H168ZM185 186V187H184ZM233 186V185H232ZM63 187V188H62ZM65 187H67L66 189H69L68 191H65ZM96 187V188H95ZM138 187V188H137ZM159 187V188H158ZM166 187V188H165ZM194 189H193V188ZM235 188V186H233ZM35 188V187H34ZM70 188L72 190H70ZM77 188V189H76ZM93 188V189H92ZM99 188V189H98ZM116 189L114 191V193L112 190ZM136 188V189H135ZM199 188V190H198ZM8 189V187H7ZM7 189H4L7 191ZM25 189V190H24ZM73 189H75L73 191ZM91 189V191H89ZM96 189V190H94ZM111 190V191H108ZM138 189V190H137ZM146 189V190H145ZM148 189V190H147ZM151 189V191H150ZM154 189V190H153ZM157 189V191H155ZM196 189V190H195ZM204 189V190H203ZM64 190V191H63ZM87 190V192H86ZM97 190H99L100 192H98ZM124 190V191H123ZM126 190V191H125ZM134 190V191H133ZM162 190V191H161ZM166 190V191H165ZM186 190H188L186 192ZM198 190V191H197ZM26 191V193H25ZM31 193L32 197L27 200L25 199V195L28 194V192ZM70 191V192H69ZM84 191V192H82ZM118 193H117V192ZM128 191V194L126 193ZM174 191V192H173ZM178 193H177V192ZM193 191V192H192ZM68 192V193H67ZM73 192V193H72ZM97 192L98 194L94 193ZM125 192V194H124ZM131 192V193H130ZM146 192V194H145ZM156 192V195H155ZM163 192V193H162ZM25 193V194H24ZM76 193V194H74ZM101 193V194H99ZM109 193H111L112 198H110L111 195H109ZM116 193V194H115ZM124 194L125 196V201L129 199V201L131 202H125L123 201L124 199H122V196L120 197V195ZM135 193L136 197H135ZM139 193V194H138ZM149 193V194H148ZM160 195H159V194ZM69 194V196H68ZM73 194V195H72ZM103 194V195H102ZM107 194V196H106ZM115 194V196H114ZM158 194V196H157ZM194 194V193H193ZM263 194V195H262ZM68 197H67V196ZM76 195V197H75ZM99 197V195H101L102 197ZM119 195V199L118 196ZM132 197H130V196ZM144 195V196H142ZM155 195V196H154ZM163 197H162V196ZM244 195V193H243ZM73 196V197H71ZM85 196V197H84ZM94 196V200H98V201H94L93 197ZM104 196L105 198H107L108 200L106 201V199L104 200ZM123 196V197H124ZM138 196V197H137ZM150 196V197H149ZM160 196V198H158ZM83 197V198H82ZM140 197V198H139ZM155 197V198H154ZM67 198V200H66ZM82 198V199H81ZM116 198V199H114ZM85 200V204L83 203V201L81 200ZM90 199V200H89ZM101 199V200H99ZM107 202L104 203L103 201ZM125 203L123 204V207L120 205L119 202ZM141 199V201H140ZM150 199V200H149ZM20 200V201H19ZM93 200V201H92ZM112 200V201H111ZM119 200V201H118ZM138 200V201H137ZM151 200H155V201H151ZM181 200V201H180ZM264 192L262 191L261 193L259 192L258 196H255L254 198H252V203L253 205L257 208H262V204H264ZM68 201V202H67ZM86 201L89 202L86 205ZM183 201V202H182ZM32 202V203H31ZM82 202V203H81ZM90 202H96V203H90ZM98 202V203H97ZM108 202H113L108 204ZM116 205H115V203ZM137 202V203H136ZM147 202V204L145 203ZM152 204H151V203ZM26 203V204H25ZM70 203V204H69ZM99 203L103 204L101 205L103 208H101V206L99 205ZM119 203V204H118ZM127 203V204H126ZM130 203V204H128ZM132 203V204H131ZM135 203V204H133ZM145 203V204H144ZM156 203V204H155ZM181 203V204H180ZM249 203V202H248ZM247 201L246 203L244 202V205L247 208H252L251 207V203H249V206ZM64 204V205H63ZM93 205L92 208V213L94 214H88V211L91 212V207ZM96 204V205H95ZM109 206H108V205ZM137 204V205H136ZM142 204V205H141ZM144 204V205H143ZM151 204V205H150ZM159 204V207H158ZM161 204V205H160ZM206 204H210L211 208L210 210H206V214H204V211L200 210L197 212L196 208L195 211L193 210V213H195V215L192 214V216L190 215V217L193 220H197L200 221L201 224H203L201 226L202 230H203V235H205V239L210 240L212 245H215L216 242V235H215V231L213 232V224H211L210 222V215L212 214V212L215 211V206L217 205L216 202L214 200H208V203H204L203 205ZM216 204V205H215ZM230 204V205H229ZM20 205V206H19ZM27 205V206H26ZM48 205V206H47ZM68 205V206H66ZM71 205V207H69ZM94 205L96 207H94ZM99 205V206H97ZM104 205H106L107 207H105L104 209ZM113 205L115 207H113ZM119 205V207H118ZM130 205V206H129ZM133 205V206H132ZM141 205V206H140ZM214 205V206H213ZM88 206V207H87ZM121 206V207H120ZM127 208L125 209L124 208ZM128 206V207H127ZM151 206V207H150ZM177 206V207H176ZM208 206V205H207ZM219 206V205H218ZM229 206H232L231 202L229 200H225V204H224V210H228L230 211L231 209L229 208ZM28 207V208H27ZM32 207V208H31ZM38 207V208H36ZM42 207V208H41ZM66 207V210L64 209ZM90 207V208H89ZM111 207V208H110ZM131 207V209H130ZM140 207V208H139ZM145 207V208H144ZM206 206H204L203 208H205ZM21 208V209H20ZM89 208V209H88ZM96 208V209H95ZM97 208L99 210H97ZM110 208V211L108 210ZM115 208V211L114 209ZM120 208H123V210H119ZM134 208V209H133ZM149 208V209H148ZM201 208V207H200ZM202 208V209H203ZM214 208V209H213ZM6 209V210H5ZM15 209V211H14ZM28 211H32L33 213L29 212L30 214L27 215L26 210ZM36 209V210H35ZM50 209V210H49ZM70 209V212L69 210ZM88 209V211H86ZM104 209V212L101 210ZM129 209V213H125L127 210ZM146 209H148L146 211ZM155 209V210H154ZM43 210V211H42ZM64 210L66 212H64ZM68 210V211H67ZM113 210V211H112ZM126 210V211H125ZM132 210L136 213H133ZM142 210V211H140ZM20 211V212H19ZM51 211V212H50ZM59 211V212H58ZM63 211V212H62ZM97 211V212H96ZM99 211V212H98ZM102 211V212H101ZM105 211L110 212V218L109 220H113L111 218V214L112 212L116 213L117 216L119 217H115L116 215H114V213L112 214V216H114V223L113 221H109L108 218V212H106V216L104 214V216L102 215L103 213H105ZM119 211H123L122 213ZM139 211V212H138ZM149 211V212H148ZM181 211V212H179ZM176 210V212H178L180 214V219L182 218L181 215H183V210ZM37 212V213H36ZM43 212V213H40ZM46 212V213H45ZM58 212V213H56ZM62 212V214H61ZM118 212V214H117ZM257 212V211H256ZM2 213H4L2 215ZM56 213V214H55ZM98 213H101V216L99 217ZM132 213V214H130ZM138 213V214H137ZM208 213V214H207ZM210 213V214H209ZM50 214V215H49ZM52 214V215H51ZM60 214V216H59ZM130 214V215H129ZM146 214V215H145ZM15 215V216H13ZM22 215V216H20ZM25 217H24V216ZM64 215V216H63ZM98 215V216H97ZM125 215H129V217L127 218V216ZM143 215V216H142ZM254 216L255 212L253 213ZM30 216V217H31ZM51 216V217H50ZM54 216V217H53ZM59 218H58V217ZM92 216V217H91ZM95 216V218L93 217ZM138 216V217H137ZM197 216V217H196ZM18 217V218H17ZM27 217V218H26ZM126 217V218H125ZM142 217V218H141ZM165 217V218H164ZM200 217V218H199ZM208 217V218H207ZM20 218V219H19ZM23 218V219H22ZM25 218V219H24ZM56 218V219H55ZM117 218V219H116ZM121 218L122 221H119V219ZM126 220H125V219ZM140 218V219H139ZM104 219L105 220L104 222ZM116 219V220H115ZM239 219L237 220V222L239 223ZM49 222H48V221ZM95 220V221H94ZM101 220V221H99ZM30 221V219L28 220ZM31 221H32V217H31ZM109 221V222H107ZM117 221V222H116ZM128 221V222H127ZM242 221V220H241ZM240 221V223H241ZM96 222V223H95ZM119 222V223H118ZM150 222V223H149ZM51 223V224H50ZM107 223V224H105ZM109 223V224H108ZM121 223V224H120ZM207 223V224H206ZM210 223V224H209ZM245 223V222H244ZM242 223L241 225L243 226ZM98 224H100L101 226H97ZM105 224V225H104ZM111 224V225H110ZM112 224L114 228L112 227ZM117 224V226H116ZM120 224V225H119ZM124 224V225H123ZM87 225V227H86ZM132 225V226H131ZM146 225V226H145ZM192 225V224H191ZM48 226V227H47ZM50 226L52 227L50 229ZM56 226V227H55ZM111 226V227H110ZM122 226V227H121ZM136 226V227H135ZM140 226V228H139ZM145 226V227H143ZM161 226V227H160ZM195 226V225H194ZM89 227V228H88ZM104 227V228H102ZM115 227H118L115 230ZM120 227V229H119ZM143 227V229L141 228ZM55 228V229H54ZM86 229V232L84 231V229ZM88 228V229H87ZM95 228V229H94ZM97 228V229H96ZM108 228V229H107ZM135 228V229H134ZM147 228V229H146ZM161 228V229H160ZM164 228V229H163ZM93 231H91V230ZM103 229H105L106 231L110 229L109 232L106 233V231H104ZM112 229V230H111ZM142 229V230H141ZM94 230L99 231L100 233L94 232ZM120 230V231H119ZM135 230V231H133ZM146 230V231H145ZM154 230V231H153ZM57 231V232H56ZM89 231V233L92 235L91 236L89 233L86 234ZM118 231V232H117ZM122 231V233H120ZM145 231V232H144ZM148 231V232H147ZM161 233H159V232ZM194 231H196V229H194ZM53 232V233H52ZM82 232V233H81ZM103 232V233H102ZM131 232V233H130ZM49 233V234H48ZM52 233V234H51ZM114 233V236L113 234ZM116 233V234H115ZM150 233V234H149ZM200 233V232H199ZM99 234V235H98ZM110 236H109V235ZM118 234H120L119 236H121V238L119 239ZM131 234V235H129ZM134 234V235H133ZM156 234L158 237H156ZM159 234V235H158ZM163 234V235H162ZM166 234V235H164ZM84 235H88L84 237ZM104 235H108L106 236L104 239V237L102 236ZM146 237H145V236ZM162 235V237H161ZM53 236V237H52ZM80 236V237H79ZM112 236V237H111ZM129 236V237H128ZM171 236V238H170ZM264 236V229L259 230V237H263ZM103 237V238H102ZM153 239V243H152V239ZM161 237V239L159 238ZM42 238V239H40ZM83 238V239H82ZM100 238H102L100 240ZM113 238V239H112ZM128 238V239H127ZM148 238V239H147ZM158 238V239H157ZM40 239V240H39ZM49 239V240H48ZM108 239V240H107ZM122 239V240H121ZM133 239V240H132ZM157 239V242H156ZM160 239V240H159ZM18 240V241H17ZM83 240V241H82ZM85 240V241H84ZM104 240V241H102ZM111 240V241H110ZM119 240V242H118ZM123 241V243L121 244ZM125 240L127 241V243H125ZM42 241V242H40ZM44 241V242H43ZM83 243H82V242ZM106 243L108 241H110L109 243ZM114 241V242H113ZM151 241V242H150ZM263 241V240H262ZM17 242L21 245H17ZM46 242V244H45ZM131 242V243H130ZM156 242V243H155ZM161 242V243H160ZM165 242V243H164ZM168 242V243H167ZM16 243V244H15ZM26 243V244H25ZM40 243V244H37ZM112 243V244H111ZM115 243V244H114ZM117 243V244H116ZM141 243V244H140ZM159 243V244H158ZM162 243L164 245H162ZM24 244V245H23ZM118 244H121L118 246ZM129 246H128V245ZM154 244V245H153ZM11 245V246H10ZM32 247H31V246ZM37 245V246H36ZM114 245V246H113ZM117 245V247H116ZM135 245V246H134ZM143 245V246H142ZM22 246V247H21ZM29 246V247H27ZM43 246V247H42ZM85 246V247H84ZM138 246V247H137ZM150 246V247H149ZM16 247V248H15ZM41 247V248H40ZM84 247V248H83ZM127 247V248H126ZM156 247V248H155ZM169 247V248H168ZM40 251H39V249ZM134 248V249H133ZM216 247H214L213 249H215ZM22 251H21V250ZM35 249V250H34ZM82 249V250H81ZM121 249H124L123 251ZM144 249V250H143ZM151 249V250H150ZM175 249V250H174ZM198 249V250H197ZM17 250V251H16ZM30 252H28V251ZM120 250L122 252H120ZM168 250V252H167ZM26 251V252H24ZM135 251V253H134ZM159 251V252H157ZM166 251V252H164ZM26 253V254H25ZM124 253V254H123ZM128 253V254H127ZM163 253V254H162ZM165 253V254H164ZM170 253H178L177 255L179 256H175L173 258H166L164 256L169 255ZM183 256H180L182 255ZM20 254V256H19ZM29 254V255H28ZM81 254V256L79 255ZM122 254V255H121ZM23 255V256H22ZM77 255V256H76ZM129 255V256H128ZM137 255V256H136ZM161 255V256H160ZM31 256V257H30ZM2 257V258H1ZM9 257V259H8ZM16 257V258H15ZM81 257V258H79ZM149 257V258H148ZM152 257V258H150ZM5 258V259H4ZM20 258V259H18ZM23 258V260H22ZM127 258V259H126ZM145 258V259H144ZM166 258V259H164ZM28 259V260H26ZM48 259V260H47ZM151 259V260H150ZM188 259V258H187ZM19 260V261H18ZM26 260V261H25ZM172 260V261H171ZM180 260V261H179ZM195 260V261H194ZM31 261V262H30ZM217 264V262H215ZM214 263V264H215ZM255 264H263L260 263L258 259H256Z\"/></svg>",
	"mask_w": 264,
	"mask_h": 264
},
{
	"label": "bare ground",
	"instance_id": "obj_2",
	"mask_svg": "<svg viewBox=\"0 0 264 264\" xmlns=\"http://www.w3.org/2000/svg\"><path fill=\"white\" fill-rule=\"evenodd\" d=\"M10 0H6V2H8ZM28 1V0H27ZM33 0H31L32 2ZM35 3L37 5H44V7L47 8V10L52 13L55 14L54 16H58L60 17L59 19H62L63 21L66 22V27L64 26H60L55 24L54 21L59 22V20H54V19H50V18H46V17H41L42 19H39V22H44V26L43 24L40 26V29L42 30L43 34L48 36L49 38H54V40H56V45L54 44L51 49L55 52V54L57 56H61L65 51H67L69 54H72L74 56H78L82 55L83 53H85V55L87 56L83 66L84 68L89 72L88 75V80L87 82L81 86L80 90H76L74 89V83H71V79L69 78H57L55 79V89L56 92L58 94H62L64 96L61 106H59V110L63 109V107L65 106V103L68 102H74L75 98L79 97L81 94H85L89 97V99H92V102L95 101L94 104L91 103H87L89 105H91L93 108H96V110L98 109V106H100V104H102V102L107 103V105H112L110 104L112 101L108 98L111 96L112 90L110 89V84L113 81V78H115V73L119 72V71H124V73L127 75L128 78V83L124 85H121V87L123 88V93L124 94H129L132 97L135 96H151L155 94V90L153 92V87L154 84L156 85V87L160 86V88L163 90H166V94L171 95L170 97H172L173 95H175L174 92H180V88L179 90L173 92V90L170 89V84L168 85V82L170 81L169 77L171 74H174L175 71H177V65L179 63H182L185 65L186 69L189 70L191 73H193V76L190 78H186L185 76H183L184 74L186 75V73H188L185 68L184 71H186L185 73H183V71L181 72L182 75V79L185 81H187L186 83L189 82L188 85H192V87H190L189 89L183 91V94L185 93L187 96H190L192 94H194L196 86H200V83H206V82H210V83H214L213 81V77L209 74L208 70L205 66V58L203 56V52L204 49H207L208 52L210 53V55H214L217 60H222L224 59V61H228L227 56H229V62L233 61L232 57H236L238 58L237 61L235 62V66H237L234 70V77L237 78L238 82L242 81L241 79H244L247 81V83H245L244 85H241L243 83H238V86H243V89H240V91L238 92V94L244 96V97H249L251 98V102H248V99L246 100L247 106L249 107V109H245L243 111H246L249 115L254 116V118L259 119L260 122L262 121L264 123V0H208L209 1V10L208 12H202L201 10V6H197L196 7H192V3L194 2L193 0H34ZM204 1V0H203ZM1 2H3L1 0ZM0 2V3H1ZM23 2V1H22ZM199 2V1H198ZM205 2V1H204ZM12 1L10 2L11 5ZM26 3V2H25ZM4 4V3H3ZM34 4V3H33ZM202 4V3H201ZM204 4V3H203ZM208 5V3H206ZM2 5V4H1ZM0 5V6H1ZM6 6V5H4ZM4 6L2 7V9L4 8ZM40 6V7H41ZM26 7V5H25ZM35 7V6H34ZM38 7V8H40ZM205 7V6H204ZM1 8V7H0ZM11 11L13 13V11L15 10L16 7L10 6ZM24 8V7H23ZM21 7V9H23ZM30 8V7H29ZM52 8V9H50ZM203 8V6H202ZM206 8V7H205ZM44 9V8H43ZM7 11V9H5ZM30 10V9H29ZM41 10V8H40ZM23 11V10H22ZM32 11V10H31ZM36 11V10H35ZM46 11V10H45ZM3 12V10H2ZM9 12V14H11ZM34 12V11H33ZM37 12V11H36ZM39 12V11H38ZM6 13V12H4ZM30 13V11H29ZM40 13V12H39ZM47 13V12H46ZM1 14V13H0ZM49 14V13H48ZM13 15V14H11ZM18 15V14H17ZM36 15V14H35ZM42 15V13L40 14ZM133 15V17L130 18V16ZM183 15V16H182ZM2 16V15H1ZM4 16V15H3ZM2 16V17H3ZM15 16V15H14ZM12 16V17H14ZM25 16V15H24ZM37 16V15H36ZM101 17L103 18L102 23L100 25V31L98 32L99 38L101 39L99 45L95 46L94 48H90V47H86L87 46V41L86 39H88V23L86 22L87 20L84 19L86 17ZM22 17V16H21ZM29 17V15H28ZM27 17V18H28ZM33 17V16H32ZM31 17V18H32ZM53 17V16H52ZM7 18V17H6ZM5 18V19H6ZM30 18V19H31ZM36 18V17H35ZM39 18V17H38ZM2 19V18H0ZM4 19V20H5ZM26 19V18H25ZM3 20V21H4ZM27 20V19H26ZM36 20V19H35ZM8 21V20H7ZM101 21V20H100ZM28 22V21H27ZM21 23V22H20ZM23 23V22H22ZM24 23H26L24 21ZM104 23H107V25L105 26ZM186 24H189L187 31L183 26H185ZM30 25V24H29ZM32 25V24H31ZM178 25V26H177ZM24 26V25H23ZM176 26V27H175ZM13 27V26H12ZM28 27V26H27ZM19 28V27H18ZM21 28V26H20ZM31 28V26H30ZM93 28V27H92ZM115 28V29H114ZM150 28V31L148 30ZM176 28V29H175ZM25 29V28H24ZM23 29V30H24ZM139 29V30H138ZM171 29V30H170ZM38 30V29H37ZM39 30V31H41ZM138 30V31H137ZM166 30H170L171 32V37H166L164 36V33ZM183 30V31H182ZM13 31V30H12ZM22 31V30H21ZM19 31V32H21ZM175 31H177L175 33ZM17 32V30H16ZM169 32V31H168ZM13 33V32H12ZM15 34V33H14ZM168 34V33H167ZM18 35V34H17ZM90 35V34H89ZM9 36V35H8ZM13 36V35H12ZM25 36H27V34H25ZM165 37L167 41L165 45L160 43V40L163 39L162 37ZM22 37V36H21ZM91 37V36H90ZM95 37V36H94ZM9 38V37H8ZM38 38V37H37ZM160 38V40H159ZM13 39V38H12ZM19 39V38H18ZM93 39V38H92ZM95 39V38H94ZM77 40H79V42L81 43V45L79 43H77ZM90 40V39H89ZM164 40V39H163ZM171 40V41H170ZM90 42V41H89ZM14 43V42H13ZM98 43V42H97ZM163 43V42H162ZM12 44V41H11ZM96 44V43H95ZM33 45V44H32ZM80 47H79V46ZM13 46V44H12ZM30 47V45H29ZM14 48V47H13ZM26 48V47H25ZM36 48V47H34ZM158 49L157 53H164L165 59H161L158 60V58L155 56L153 61H150L152 59L149 60V58H145L146 64L143 63V59L142 56L144 53L147 54V52L150 49ZM22 49V48H21ZM29 48H27L28 50ZM66 49V50H65ZM19 50V49H18ZM25 50V51H27ZM30 50V49H29ZM28 50V51H29ZM39 51V50H38ZM16 52V51H15ZM30 52V51H29ZM32 52V51H31ZM35 52V51H34ZM13 53V52H12ZM24 53V52H23ZM28 53V52H27ZM26 53V54H27ZM156 53V54H157ZM18 54V53H17ZM22 54V53H21ZM149 54V52H148ZM151 54V53H150ZM149 54V55H150ZM6 55V53H5ZM25 55V53H24ZM22 55V56H24ZM83 55V56H85ZM9 56V55H8ZM7 56V57H8ZM21 55H19L20 57ZM27 56V55H26ZM39 56V55H38ZM223 56V57H222ZM6 57V56H5ZM18 57V58H19ZM32 57V56H31ZM36 57V56H35ZM69 57V55L67 56ZM77 57V58H78ZM163 57V56H162ZM207 57V55H206ZM211 57V56H210ZM13 58V57H12ZM17 60H20L18 59ZM24 58V57H23ZM29 58V57H28ZM66 58V57H65ZM74 58V57H73ZM76 58V59H77ZM80 58V57H79ZM215 58V59H216ZM4 59V58H3ZM25 59V58H24ZM36 59V58H35ZM49 58L47 57L46 60H48ZM60 59V58H59ZM64 59V58H63ZM62 59V60H63ZM68 59V58H67ZM83 59V58H82ZM12 60V59H11ZM26 60V59H25ZM61 60V59H60ZM70 60V59H69ZM80 59H78L79 62ZM155 60H157L156 62H154ZM22 61V60H21ZM33 61V60H30ZM36 61V60H35ZM54 61V60H53ZM150 61V62H149ZM211 61V60H210ZM216 61V60H215ZM9 62V61H8ZM12 62V61H11ZM28 62V60L26 61ZM38 62V61H37ZM36 62V63H37ZM71 62V61H70ZM149 62V63H148ZM213 62V61H212ZM211 62V63H212ZM2 63V62H1ZM17 63V61H16ZM25 63V62H24ZM29 63V62H28ZM51 63V62H50ZM57 63V61H56ZM67 63V62H66ZM215 63V62H214ZM213 63V64H214ZM219 63V62H218ZM10 64V63H8ZM12 64V63H11ZM23 64V63H22ZM42 64V63H41ZM65 64V63H64ZM229 64V63H228ZM25 65V64H23ZM27 65V64H26ZM34 65V64H33ZM51 65H53L51 63ZM72 65V64H70ZM76 65V64H75ZM149 65V66H147ZM215 65V64H214ZM234 65V63H233ZM232 65V66H233ZM48 66V65H47ZM209 66V65H208ZM10 67V66H9ZM18 67V66H17ZM27 67V66H25ZM31 67V66H30ZM38 67V66H37ZM42 67V66H41ZM40 67V68H41ZM49 67V66H48ZM51 67V66H50ZM58 67V66H56ZM65 67V66H64ZM68 67V65H67ZM75 67V66H74ZM212 67V66H211ZM218 67V66H217ZM220 67V66H219ZM228 67V66H227ZM15 68V67H14ZM19 68V67H18ZM77 68V67H76ZM215 68V67H214ZM24 69V68H22ZM49 69V68H47ZM58 69V68H57ZM70 70V68H68ZM72 69V68H71ZM81 69V68H80ZM83 69V68H82ZM212 69V68H211ZM219 69V68H218ZM223 69V68H222ZM228 69V68H227ZM5 70V69H4ZM17 70V69H16ZM21 70V69H20ZM26 70V69H25ZM44 70V69H41ZM39 70V71H41ZM46 70V69H45ZM53 70V69H52ZM59 70V69H58ZM67 70V68L65 69ZM74 70V69H73ZM225 70V69H224ZM14 71V70H13ZM22 71V70H21ZM33 71V70H32ZM36 71V70H34ZM36 71V72H39ZM61 71H63L61 69ZM71 71V70H70ZM150 72V74L148 73L147 75L149 77H147L146 82L143 81V83H137L136 82V77L137 74L142 73L141 75L144 76V72ZM179 71V70H178ZM210 71V70H209ZM214 71V70H213ZM243 71V72H242ZM12 72V71H11ZM31 72V71H30ZM35 72V74H36ZM56 72V71H55ZM58 72V71H57ZM60 72V71H59ZM212 72V71H211ZM225 72V71H224ZM243 74H242V73ZM9 73V72H8ZM43 73V72H42ZM46 73V71H45ZM62 73V72H60ZM71 73V72H70ZM120 73V72H119ZM179 73V72H177ZM215 73V72H214ZM219 73V71H218ZM221 73V70H220ZM24 74V73H22ZM30 74V73H29ZM32 74V73H31ZM47 74V73H46ZM87 74V73H86ZM227 74V73H226ZM12 75V74H11ZM17 75V74H16ZM20 75V74H19ZM34 75V74H33ZM43 75V74H42ZM62 75V74H61ZM71 75V74H70ZM75 75V74H74ZM100 75L103 76H108V79H105V84H100L99 82L104 79L101 78ZM117 75V74H116ZM123 75V74H122ZM188 75V74H187ZM186 75V76H187ZM190 75V73H189ZM188 75V76H189ZM216 75V73H215ZM222 75V74H221ZM233 75V74H232ZM2 76V75H1ZM22 76V75H21ZM27 76V75H26ZM45 76V74H44ZM65 76V75H64ZM63 76V77H64ZM85 76V75H84ZM87 76V75H86ZM142 76V77H143ZM177 76V75H176ZM181 75H179L180 77ZM219 76V75H218ZM19 77V76H18ZM23 77V76H22ZM30 77V76H29ZM28 77V78H29ZM34 77V76H33ZM32 77V79H33ZM39 77V76H38ZM119 77V76H117ZM123 77V76H122ZM140 77V76H139ZM220 77V76H219ZM12 78V77H11ZM42 78V77H41ZM53 78V77H52ZM171 78V77H170ZM173 78V77H172ZM171 78V79H172ZM218 78V77H217ZM10 79V78H9ZM26 79V78H25ZM31 79V78H30ZM45 79V78H44ZM43 79V80H44ZM87 79V78H86ZM122 79V78H121ZM125 79V78H124ZM143 79V78H142ZM7 80V79H6ZM23 80V79H22ZM37 80V79H36ZM42 80V79H41ZM42 80V81H43ZM52 80V79H51ZM54 80V79H53ZM75 80V79H74ZM85 80V79H84ZM174 80V78L171 80V84L172 81ZM10 81V80H9ZM20 81V80H19ZM29 81V80H27ZM86 81V80H85ZM122 81V80H121ZM124 81V80H123ZM122 81V82H123ZM178 81H182L181 79ZM32 82V81H31ZM39 82V81H38ZM119 82V81H118ZM121 82V83H122ZM176 82V80H175ZM174 82V83H175ZM227 82V81H226ZM237 82V81H235ZM12 83V82H11ZM42 83V82H41ZM99 83V84H98ZM174 83L172 85H174ZM177 83V82H176ZM182 83V82H180ZM208 83V84H210ZM229 83V82H228ZM19 84V83H18ZM25 84V83H24ZM53 84V85H54ZM83 84V83H82ZM123 84V83H122ZM179 84V83H178ZM215 84V83H214ZM34 85V84H33ZM79 85V84H78ZM81 85V84H80ZM112 85V84H111ZM167 85V86H166ZM171 85V86H172ZM177 85V84H175ZM180 85V84H179ZM185 85L184 81L182 86ZM233 85V83H232ZM21 86V85H20ZM29 86V84H28ZM40 86V85H39ZM50 86V85H49ZM52 86V85H51ZM181 86V85H180ZM181 86V87H182ZM231 86V85H230ZM3 87V86H2ZM17 87V86H16ZM78 87V86H77ZM155 87V89H156ZM185 87V86H183ZM205 87V86H203ZM10 88V87H9ZM13 88V86H12ZM33 88V87H32ZM46 88V87H45ZM51 88V87H50ZM76 88V87H75ZM114 88V87H113ZM175 88H178V86H176ZM188 88V87H187ZM198 88V87H197ZM216 88V87H215ZM218 88V87H217ZM227 88V87H226ZM231 88V87H230ZM29 89V88H28ZM115 89V88H114ZM234 89V88H233ZM238 89V87H237ZM30 90V89H29ZM32 90V89H31ZM49 90V89H47ZM51 90V89H50ZM53 90V89H52ZM122 90V89H121ZM200 90V89H199ZM25 91V90H23ZM172 91V92H171ZM222 91V90H221ZM230 91V90H229ZM52 92V91H51ZM121 92V91H120ZM206 92V91H205ZM234 92V91H233ZM2 93V91H1ZM9 93V92H8ZM12 93V92H11ZM44 93V92H43ZM50 93V92H49ZM115 93V92H114ZM199 93V92H198ZM204 93V92H203ZM30 94V93H29ZM45 94V93H44ZM54 94V93H53ZM122 94V93H121ZM161 94V93H160ZM178 94V93H177ZM176 94V95H177ZM237 94V93H236ZM7 95V94H6ZM33 95V93L31 94ZM117 95V94H116ZM164 95V94H163ZM179 95V94H178ZM204 96V94H202ZM201 95V96H202ZM219 95V94H217ZM216 95V96H217ZM222 95V94H221ZM233 95V94H232ZM42 96V95H41ZM47 96V95H46ZM122 96V95H121ZM128 96V95H127ZM182 96V95H181ZM202 96V97H203ZM215 96V97H216ZM231 96V95H230ZM6 97V96H5ZM8 97V96H7ZM22 97V96H20ZM29 97V96H28ZM43 97V96H42ZM58 97V96H57ZM113 97V96H112ZM179 97V96H178ZM205 97V96H204ZM236 97V96H235ZM238 97V95H237ZM2 98V97H1ZM14 98V97H13ZM17 98V97H16ZM47 98V97H46ZM50 98V97H49ZM52 98V96H51ZM108 98V99H107ZM125 98V97H123ZM169 98V97H168ZM187 98V97H186ZM189 98V97H188ZM225 98V97H224ZM10 99V98H9ZM18 99V98H17ZM88 99V101H89ZM137 99V98H136ZM140 99V98H139ZM172 99V98H171ZM171 99L167 102H171ZM202 99V98H201ZM238 99V98H237ZM1 100V99H0ZM117 100V99H116ZM115 100V101H116ZM147 100V99H146ZM152 100V99H151ZM165 100V99H164ZM163 100V101H164ZM184 100V99H183ZM197 100V99H196ZM207 100V99H206ZM8 101V100H7ZM43 101V100H41ZM50 101V100H49ZM48 101V102H49ZM153 101V100H152ZM177 101V100H175ZM187 101V100H186ZM189 101V100H188ZM228 101V100H227ZM241 101V100H240ZM2 102V101H1ZM40 102V101H39ZM38 102V103H39ZM47 102V101H46ZM60 102V100H59ZM77 102V101H76ZM81 102L84 104L85 102L83 100H81ZM124 102V101H123ZM145 102V101H144ZM148 102V101H147ZM162 102V101H161ZM179 102V99H178ZM193 102V101H192ZM195 102V99H194ZM239 102V101H238ZM245 102V101H244ZM5 103V102H4ZM11 103V102H10ZM17 103V102H16ZM127 103V102H126ZM143 103V102H142ZM152 103V102H151ZM165 103V102H164ZM203 103V102H202ZM201 103V104H202ZM214 103V102H213ZM1 104V103H0ZM3 104V103H2ZM6 104V103H5ZM42 104V103H41ZM46 104V103H44ZM52 104V103H51ZM77 104V103H76ZM117 104V103H116ZM129 104V103H128ZM138 104V103H137ZM161 104V103H159ZM163 104V103H162ZM215 104V103H214ZM218 104V103H217ZM235 104V103H234ZM249 104V105H248ZM131 105V104H129ZM139 105V104H138ZM156 105V104H155ZM173 105V104H172ZM183 105V104H182ZM186 105V104H185ZM199 105V104H197ZM216 105V104H215ZM220 105V103H219ZM52 106V105H51ZM76 106V105H75ZM120 106V105H119ZM123 106V105H121ZM142 106V105H141ZM144 106V105H143ZM153 106V105H152ZM166 106V105H165ZM176 106V105H175ZM200 106V105H199ZM203 106V105H202ZM207 106V105H206ZM132 107V106H131ZM156 107V106H155ZM163 107V106H162ZM172 106H169V108ZM236 107V106H235ZM234 107V109H235ZM238 107V106H237ZM20 108V107H19ZM48 108V107H47ZM124 108V107H123ZM127 108V107H126ZM167 108V107H166ZM204 108V107H203ZM224 108V107H223ZM10 109V108H8ZM40 109V107H39ZM44 109V108H43ZM52 109V108H51ZM91 109V108H90ZM101 109V108H100ZM109 109V108H108ZM165 109V108H164ZM208 109V108H207ZM220 109V108H219ZM31 110V109H30ZM47 109H45L46 111ZM56 110V109H54ZM72 111L73 108L68 109L67 105H66V109L64 112H68V111ZM99 110V109H98ZM176 110V109H175ZM183 110V109H182ZM181 110V111H182ZM211 110V109H209ZM218 110V109H217ZM222 110V109H221ZM237 110V109H236ZM240 110V108H239ZM6 111V110H5ZM60 111V112H61ZM126 111V110H125ZM146 111V110H145ZM165 111V110H162ZM172 111V110H171ZM170 111V112H171ZM179 111V110H178ZM199 111V110H198ZM242 111V112H243ZM14 112V111H13ZM16 112V111H15ZM19 112V111H18ZM17 112V113H18ZM44 112V111H41ZM50 112V111H49ZM92 112V111H91ZM110 112V111H109ZM168 112V111H167ZM166 112V113H167ZM176 112V111H175ZM184 112V111H183ZM209 112V111H207ZM206 112V113H207ZM218 112V111H217ZM235 112V111H234ZM237 112V111H236ZM39 113V112H38ZM59 113V112H57ZM112 113V112H111ZM122 113V112H121ZM120 113V114H121ZM128 113V112H127ZM134 113V112H133ZM132 113V114H133ZM140 113V111L138 112ZM188 113V112H187ZM190 113V112H189ZM200 113V112H199ZM205 113V114H206ZM211 113V112H209ZM12 114V113H11ZM10 114V115H11ZM14 114V113H13ZM65 114V113H64ZM116 114V113H115ZM131 114V112H130ZM144 114V113H143ZM147 114V113H146ZM150 114V113H148ZM153 114V113H152ZM160 114V113H159ZM172 114V113H171ZM180 114V111L179 113ZM193 114V113H192ZM222 114V115H221ZM221 117L223 118L222 121L223 125L221 126V128L219 129L220 131H223V135H224V141L227 142L228 144V149L226 150H222L223 153H221L220 155H223L224 157V161L222 162V167H221V173L223 174V177L217 180H212V178L210 180H208L207 185L208 188H206L204 190V196H200V192L197 193L196 191H192L193 193H190L189 195L184 196V194H182V198L183 199H188V202L183 203V205L181 207L178 208H172L170 210V212L168 213V219H167V225H166V230L164 233L168 232L172 233L174 235H176V239L177 241H179V245L182 249V247H190V249L192 247L195 246H199L200 247V252H198L197 254H187L186 255V262H190L192 261L190 258L192 257H198V258H207L209 260H214V263L217 262V264H255L256 259L259 260L260 263L264 264V236L263 237H259V230L264 229V204H262V208H256L253 203H252V198H254L255 196L259 195V192L261 193L262 191L264 192V156H263V151H264V136L261 134H258V136H256V138L254 139V142L250 143L246 141V137L242 138V136L236 138L235 134H236V130H238L240 124H236V122H234V113L226 106V109L223 110V112L221 113ZM6 114H4L3 108H1L0 106V141H2L5 145V148L7 149V145L12 144L14 145V149L18 152L16 154H20L19 156V162H20V166L21 168H15L14 164L11 162H3L4 166L2 169V173H0L2 176L4 175L5 179H8L10 182H8L6 185H4V183L0 182V193H4V195L2 194L1 198L5 197V199L7 200V202L9 203V210L7 211V213H12L13 212V208H16L17 205L16 201H17V195L19 197H21V194H19V190L21 189V186L24 184V188H26L27 190H35V193L38 194V198L39 200L45 205L47 203H49L50 208L53 209H57L59 210V208L62 207V203L63 200L65 198L66 194L64 192V194H62L63 192H61V180H60V176L59 178L57 176H55L56 173V168H59L61 166H63L62 162H60V159L54 158L52 159V161H47L43 160L42 157H37V148L38 145L33 143L32 145H30V147H24L22 148L24 142L22 143V141L19 140H15V139H11L9 137V135L5 134L1 128L2 126L6 129H9L11 127H13L8 119L5 116ZM31 115V114H30ZM105 115V114H104ZM125 115V114H124ZM123 115V116H124ZM156 115V114H155ZM162 115V114H161ZM170 115V114H169ZM181 115V114H180ZM210 115V114H209ZM212 115V114H211ZM237 115V114H236ZM239 115V113H238ZM9 116V115H7ZM12 116V115H11ZM45 116V115H44ZM66 116V115H65ZM79 116V115H78ZM98 116V115H97ZM109 116V115H108ZM107 116V117H108ZM120 116V115H119ZM118 116V117H119ZM135 117V115H132ZM137 116V115H136ZM167 116V115H166ZM187 116V114H186ZM185 116V117H186ZM198 115H196L197 117ZM204 116V115H203ZM241 116V115H240ZM16 117V116H15ZM37 117V115L35 116ZM64 117V115H63ZM94 117V116H93ZM114 117V116H113ZM128 117V116H127ZM151 117V116H150ZM154 117V116H153ZM177 117V116H176ZM208 117V116H207ZM214 117V116H213ZM236 117V116H235ZM96 118V116H95ZM106 118V117H105ZM110 118H112L110 116ZM115 118V117H114ZM159 118V117H158ZM163 118V117H162ZM167 118V117H166ZM190 118V116H189ZM199 118V117H198ZM211 118V117H210ZM238 118V117H237ZM240 118V117H239ZM46 119V117L44 118ZM117 119V117H116ZM149 119V118H148ZM157 119V118H156ZM165 119V118H164ZM178 119V118H177ZM204 119V117H203ZM202 119V120H203ZM41 120V119H40ZM49 120V119H47ZM52 120V118H51ZM103 120V119H102ZM131 120V119H130ZM129 120V121H130ZM141 120V119H140ZM153 120V119H152ZM159 120V119H157ZM156 120V121H157ZM171 120V119H170ZM190 120V119H189ZM192 120V119H191ZM220 120V119H219ZM237 120V119H236ZM36 121V120H35ZM57 121V120H56ZM69 118H62V122H69ZM155 121V122H156ZM168 121V118H167ZM173 121V120H172ZM206 121V120H205ZM41 122V121H40ZM47 122V121H46ZM44 121V123H46ZM50 122V120L48 121ZM100 122V121H99ZM128 122V121H127ZM126 121L124 123H126V125L128 124ZM164 122V121H162ZM166 122V121H165ZM201 122V121H200ZM210 122V121H209ZM70 123V122H69ZM87 123V122H86ZM120 123V122H119ZM132 123V122H131ZM145 123V122H143ZM142 123V124H143ZM150 123V122H149ZM185 123V122H184ZM183 123V124H184ZM216 123V122H215ZM242 123V122H241ZM47 124V123H46ZM57 124V123H56ZM93 124V123H92ZM91 124V125H92ZM151 124V123H150ZM154 124V123H153ZM168 124V123H167ZM165 124V125H167ZM190 124V123H189ZM219 124V123H218ZM130 125V124H129ZM136 125V124H135ZM198 125V124H197ZM209 125V124H208ZM251 125V124H250ZM26 126V125H25ZM50 126V125H49ZM58 126V124H57ZM181 126V124H180ZM190 126V125H189ZM193 126V125H192ZM195 126V125H194ZM42 127V126H41ZM85 127V126H84ZM83 127V128H84ZM110 127V126H109ZM141 127V126H140ZM154 127V126H153ZM162 127V125H161ZM172 127V126H171ZM187 127V126H186ZM214 127V125H213ZM263 127V126H262ZM22 128V127H21ZM112 128V127H110ZM157 128V127H155ZM155 128H152L156 131ZM160 128V127H159ZM163 128H165V126H163ZM162 128V129H163ZM168 128V126L166 127ZM170 128V127H169ZM194 128V127H193ZM3 129V128H2ZM14 129V128H13ZM18 129V128H17ZM107 128H105L106 130ZM136 129V128H135ZM171 129V128H170ZM175 129V128H174ZM173 129V131H174ZM179 129V128H178ZM263 129V128H262ZM261 129V132H262ZM29 130V129H28ZM109 130V128H108ZM132 130V129H131ZM134 130V128H133ZM153 130V131H154ZM165 130V129H164ZM163 130V131H164ZM181 130V129H180ZM194 130H197L196 128ZM201 130V129H200ZM249 130V128H248ZM8 131V130H7ZM16 131V130H15ZM18 131V130H17ZM19 131H21L19 129ZM18 131V132H19ZM24 131V130H23ZM22 131V132H23ZM51 131V130H50ZM53 131V130H52ZM77 131V130H76ZM98 131V130H97ZM100 131V130H99ZM104 131V130H103ZM145 131V130H144ZM183 131V129H182ZM252 131V130H251ZM260 131V130H259ZM17 132V133H18ZM20 132V133H22ZM101 132V131H100ZM109 132V131H107ZM130 132V131H129ZM146 132V131H145ZM151 131H149L148 133H150ZM158 132V131H157ZM156 132V133H157ZM165 132V131H164ZM179 132V131H178ZM185 132V131H184ZM201 134L202 132L199 131ZM204 132V130H203ZM10 133V132H8ZM16 133V134H17ZM98 133V132H95ZM114 133V132H113ZM142 133V132H141ZM173 133V132H172ZM195 133V132H194ZM253 133V132H250ZM15 134V135H16ZM42 134V133H41ZM102 135V133H100ZM121 134V133H120ZM126 134V132H125ZM133 134V132H132ZM135 134V131H134ZM139 134V133H138ZM160 134V131L158 133V135ZM177 134V133H176ZM184 134V133H183ZM181 134V135H183ZM198 134V133H197ZM206 134V133H205ZM217 134V133H216ZM256 134V133H255ZM263 134V133H262ZM19 135V134H17ZM24 135V134H23ZM91 135V134H90ZM110 135V134H109ZM112 135V134H111ZM122 135V134H121ZM137 135V134H135ZM134 135V136H135ZM144 135V134H143ZM154 135V133H153ZM157 134H155V136L153 137V142L158 141V136ZM163 135H165L163 133ZM171 135V134H170ZM175 135V134H174ZM173 135V136H174ZM187 135V134H186ZM193 135V134H192ZM207 135V134H206ZM214 135V134H213ZM20 136V135H19ZM32 136V135H31ZM72 136V135H71ZM89 136V135H88ZM87 136V137H88ZM95 136V135H94ZM106 136V135H105ZM116 136V135H115ZM167 136V135H165ZM185 136V135H184ZM188 136V135H187ZM190 136V135H189ZM222 136V135H221ZM238 136V135H237ZM27 137V136H26ZM37 137V136H36ZM98 137V136H97ZM107 137V136H106ZM112 137V136H111ZM123 137V136H122ZM161 137V136H160ZM206 137V136H205ZM33 138V136L31 137V139ZM35 138V137H34ZM79 138V137H78ZM83 139V137H81ZM100 138V136H99ZM105 138V137H104ZM126 138H128L126 136ZM132 138V137H131ZM135 138V137H133ZM191 138V137H190ZM208 139V135L206 137ZM210 138V137H209ZM30 139V140H31ZM67 139V138H66ZM96 139V138H95ZM101 139V138H100ZM106 139V138H105ZM110 139V138H109ZM119 139V138H118ZM125 139V137H124ZM148 139V138H146ZM145 139V140H146ZM162 141V137L160 138ZM159 139V140H160ZM181 139V138H180ZM186 139V138H185ZM194 139V138H193ZM200 139V138H199ZM24 140V139H23ZM39 140V139H38ZM44 140V139H43ZM48 140V139H47ZM93 140V139H92ZM114 140V139H113ZM176 140V139H175ZM203 140V139H202ZM215 140V139H214ZM220 140V139H218ZM49 141V140H48ZM51 141V140H50ZM76 141V140H75ZM91 141V140H90ZM105 141V140H104ZM115 141L116 137H115ZM121 141V140H120ZM123 143H120V145H118V143H116L115 145H112V147L114 146L115 148H117L116 146L118 145L117 151L115 154H117L115 157L119 158V162H121L122 164H126V166L129 167L128 173L129 177H134L136 179V182L139 183V186H141V188H151L152 186H154L153 182H154V177L151 178L150 174L148 175V177H146V179L140 175L141 170L139 171L137 169V171L135 172V174L133 173V171H135L136 169L130 168V165L133 162V160L137 159L134 156L138 157L136 154L139 153V151L143 152V147H141V137L139 139H137V137L135 139H127L126 140H122ZM173 141V140H172ZM179 141V140H178ZM37 142V141H35ZM119 142V141H118ZM146 142V141H144ZM148 142V141H147ZM146 142V145H147ZM170 142V141H169ZM177 142V141H176ZM180 142V141H179ZM208 142V141H207ZM41 143V142H40ZM49 143V142H48ZM69 143V142H67ZM85 143V142H84ZM104 143V142H103ZM109 143V142H108ZM152 142H150L151 144ZM159 143V141H158ZM164 143V142H163ZM162 143V146H163ZM186 143V142H185ZM190 143V142H189ZM192 143V142H191ZM213 143V142H212ZM219 143V142H218ZM31 144V142L29 143ZM70 144V143H69ZM112 144V143H111ZM111 144L109 145V147L111 146ZM143 144V143H142ZM154 144V143H153ZM161 144V143H159ZM203 144V143H202ZM217 145V143H215ZM25 145V144H24ZM41 145V144H40ZM44 145V144H43ZM101 145V144H100ZM107 145V144H106ZM180 145V144H179ZM194 145V143H193ZM52 146V145H51ZM62 146V145H61ZM105 146V145H104ZM103 146V147H104ZM144 146V145H142ZM149 148L151 145H148ZM157 146V143H156ZM191 146V145H190ZM206 146V145H205ZM208 146V145H207ZM220 146V145H219ZM2 147V146H1ZM102 147V148H103ZM161 147V146H160ZM173 147V146H172ZM184 147V146H183ZM200 147V146H199ZM223 147V146H222ZM97 148V147H96ZM107 148V147H106ZM153 148V147H152ZM165 148V146H164ZM186 148V147H185ZM192 148V147H191ZM198 148V147H197ZM219 148V147H218ZM227 148V147H226ZM4 149V148H2ZM11 149V148H10ZM26 149V154L23 152H20L22 150ZM39 149V148H38ZM69 149H73L72 147H69ZM85 149V148H84ZM95 149V148H94ZM100 148H98L99 150ZM105 149V148H104ZM110 149V148H109ZM114 149V148H111ZM162 149V148H160ZM159 149V150H160ZM181 149V148H180ZM184 149V148H183ZM196 149V148H195ZM200 149V148H198ZM215 149V148H214ZM96 150V149H95ZM94 150V151H95ZM147 150V149H145ZM144 150V151H145ZM164 149H162L161 153L159 154V160H161V163L164 161L163 157L164 155H168V153L163 151ZM193 150V149H192ZM216 150V149H215ZM5 151V150H4ZM27 151H28V155H27ZM90 151V150H89ZM88 151V152H89ZM105 151V150H104ZM109 151V150H107ZM169 151V150H167ZM177 151V150H176ZM218 151V150H217ZM221 151V150H220ZM46 152V151H45ZM100 152V151H99ZM103 152V151H102ZM140 152V153H141ZM148 152L149 151H145ZM156 152V151H155ZM171 152V151H170ZM179 152V151H178ZM15 153V152H14ZM47 153V152H46ZM95 153V152H94ZM98 153V152H97ZM109 153V152H108ZM139 153V154H140ZM147 153V154H148ZM151 153V151H150ZM195 153V150H194ZM23 154V155H22ZM53 154V153H52ZM87 154V153H85ZM84 154V155H85ZM101 154V153H100ZM104 154V153H103ZM110 154V153H109ZM108 154V155H109ZM114 154V155H115ZM144 155V153H141V155ZM147 154H145L147 156ZM8 155V153H7ZM65 155V154H64ZM93 155V154H92ZM98 155V154H97ZM102 155V154H101ZM112 155V153L110 154ZM151 155V154H150ZM179 156V154H177ZM176 155V156H177ZM194 154H192L193 156ZM197 155V153H196ZM206 155V154H205ZM204 155V156H205ZM208 155V154H207ZM211 155V153H210ZM14 156V155H13ZM41 156V155H40ZM67 156V155H65ZM99 156V155H98ZM139 156V157H140ZM155 156V155H154ZM153 156V157H154ZM174 156V154L172 155V152L170 154L169 157H167L166 161H169V163H175L176 160L179 161V166H181V157H176ZM189 156V155H188ZM202 156V155H201ZM1 157V155H0ZM7 157V156H6ZM94 157V155H93ZM111 157V156H110ZM149 157V156H148ZM198 157V156H197ZM200 157V156H199ZM10 158V157H9ZM46 158V157H45ZM53 158V156H52ZM76 158V157H75ZM99 158V157H98ZM103 158H105L103 156ZM135 158V159H134ZM177 158V159H176ZM203 158V157H202ZM205 158V157H204ZM1 159V158H0ZM49 159V157H48ZM68 159V158H67ZM74 159V158H73ZM102 159V158H101ZM106 161H108L109 159L105 158ZM112 159V158H111ZM142 159V158H141ZM140 159V160H141ZM146 159V158H145ZM156 159V158H155ZM200 159V158H198ZM207 159V158H206ZM214 159V158H213ZM31 160L33 162V168L28 167L30 166ZM84 160V159H81ZM93 160V159H91ZM90 160V161H91ZM98 160V159H97ZM157 160V159H156ZM163 160V161H162ZM210 160V159H209ZM5 161V160H4ZM18 161V160H17ZM15 161V162H17ZM137 160H135L136 162ZM177 161V164H178ZM184 161V159H183ZM192 161V160H191ZM190 161V162H191ZM29 162V163H28ZM96 162V159H95ZM113 162V161H110ZM138 162V161H137ZM141 162V161H139ZM165 162V161H164ZM193 162V161H192ZM204 162V161H203ZM207 162V161H206ZM27 166L25 167L24 165ZM84 163V161H83ZM89 163V162H88ZM104 163V161H103ZM106 163V162H105ZM143 163V162H142ZM149 163V162H148ZM154 163V162H153ZM159 163V162H158ZM16 164V163H15ZM72 164V163H71ZM80 163L78 162V165ZM115 164V163H114ZM120 164V163H117ZM141 164V163H140ZM151 164V163H149ZM156 164V163H155ZM154 164V167H156ZM166 164V163H164ZM197 164V163H196ZM203 164V163H202ZM19 165V164H17ZM65 165V164H64ZM67 165V164H66ZM90 165V164H89ZM92 165V164H91ZM95 165V164H94ZM113 166V163L111 164ZM134 165V164H133ZM137 165V164H135ZM157 165V164H156ZM163 165V164H162ZM173 165V164H172ZM188 165V164H187ZM84 166V165H83ZM102 166V165H101ZM107 166V165H105ZM114 166H118V165H114ZM121 168H124L122 165H120ZM140 166V165H138ZM167 166V165H166ZM68 167V166H67ZM70 167V166H69ZM109 167V166H107ZM133 167V166H132ZM184 167V166H183ZM65 168V167H64ZM98 168V167H97ZM95 167L94 170L97 169ZM126 168V167H125ZM148 168V167H147ZM153 168V167H152ZM169 168V167H168ZM189 168H191L189 166ZM218 168V167H217ZM234 168V169H233ZM73 169V168H72ZM101 169V168H100ZM98 169V170H100ZM113 169V168H110ZM108 168V170H110ZM120 169V168H118ZM117 169V172H119V170ZM151 169V168H150ZM195 169V168H194ZM201 169V168H200ZM59 170V169H58ZM71 170V169H70ZM102 170V169H101ZM114 170V169H113ZM113 170H110L111 172ZM121 170V169H120ZM126 170V169H124ZM152 170V169H151ZM154 170V169H153ZM170 170V169H169ZM189 170V169H188ZM60 171V170H59ZM83 171V170H82ZM81 171V172H82ZM87 171V170H85ZM97 171V170H96ZM160 171V170H159ZM182 170H180L181 173ZM187 171V170H186ZM191 171V170H190ZM196 171V170H195ZM199 171V169H198ZM65 172V171H64ZM69 172V171H68ZM98 172V171H97ZM100 172V171H99ZM110 172V173H111ZM115 173H113L111 176L115 177L116 171H114ZM150 172V170H149ZM157 172V171H156ZM59 173V172H58ZM67 173V172H66ZM73 173V172H72ZM71 172L69 174H72ZM89 173V172H88ZM102 172H100L101 174ZM109 173V172H108ZM107 173V174H108ZM120 173V172H119ZM118 173V175H119ZM158 173V172H157ZM211 173V172H210ZM220 173V172H219ZM13 174H15L17 177L14 180L13 179ZM79 174V173H78ZM92 174V173H90ZM92 174L93 177H95ZM99 174V173H98ZM96 174V177L97 175ZM99 174V176H100ZM105 174V171L104 173ZM105 174V175H107ZM126 174L123 173V175ZM144 174V173H143ZM155 174V173H154ZM153 174V175H154ZM176 174V173H175ZM189 174V173H188ZM191 174V173H190ZM59 175V174H58ZM61 175V174H60ZM77 175V173H76ZM80 175V174H79ZM78 175V176H79ZM89 175V174H86ZM108 175V176H110ZM152 175V176H153ZM161 175V174H160ZM179 175V173H178ZM0 176V177H2ZM71 176V175H69ZM69 176L67 177V179H69ZM92 176L90 178H92ZM98 176V177H99ZM110 176V177H111ZM122 176V175H121ZM156 176V175H155ZM163 176V175H162ZM181 176V175H180ZM191 176V175H190ZM203 177V179H205L207 177V174H203L201 175ZM63 177V174H62ZM65 177V176H64ZM61 178L62 181L65 178ZM88 177V176H86ZM95 177V178H96ZM97 177V178H98ZM102 177V176H101ZM104 177V176H103ZM117 177V176H116ZM120 177V175H119ZM159 177V176H158ZM189 177V176H188ZM212 177V176H211ZM75 178V176L73 175V177H70V180ZM123 178V176H122ZM171 178V177H170ZM169 178V179H170ZM4 179V178H3ZM94 179V178H92ZM100 179V178H98ZM106 179V176H105ZM110 180V178H108ZM106 179V180H108ZM114 179V178H113ZM177 179V178H176ZM180 179V178H179ZM178 179V180H179ZM66 180V179H65ZM64 180V181H65ZM74 180V179H73ZM78 179H76L75 181H77ZM91 180V179H90ZM101 180H103L101 178ZM105 180V181H106ZM115 180V181H114ZM112 180L115 183H117L116 178ZM133 180V179H132ZM157 180V179H155ZM191 180V179H190ZM2 181V179H1ZM63 181V182H64ZM69 181V180H68ZM94 181H96L94 179ZM93 181V183H94ZM98 181V180H97ZM100 181V180H99ZM121 181H124L123 179H121ZM119 182L118 184H122V182ZM161 181V180H159ZM187 181V180H186ZM189 181V180H188ZM66 182V181H65ZM78 182V181H77ZM113 182V184H114ZM165 182V181H164ZM182 182V181H181ZM104 183V182H101ZM109 183V181L107 182ZM106 183V185H107ZM112 183V182H111ZM125 183V182H124ZM132 183V182H131ZM174 183V181H173ZM195 183V181H194ZM206 183V182H205ZM69 184V182L67 183ZM75 184V183H74ZM105 184V183H104ZM110 184V183H109ZM113 186L114 188V185ZM120 184V185H121ZM157 184V183H156ZM155 184V186H156ZM163 184V182H162ZM165 184V183H164ZM77 186V184H75ZM97 185V184H96ZM100 186V184H98ZM97 185V186H98ZM103 185V184H102ZM123 185V184H122ZM121 185V186H122ZM175 185V184H174ZM192 185V184H191ZM235 186V188L233 186ZM63 186V184H62ZM65 186V185H64ZM63 186V187H64ZM68 186V185H67ZM71 186V185H70ZM69 186V187H70ZM95 186V184H94ZM98 186V187H99ZM110 186V187H111ZM116 185V189H117ZM118 187V189L122 187ZM124 186V185H123ZM179 186V185H178ZM8 187V189H7ZM35 187V188H34ZM62 187V188H63ZM74 187V186H73ZM71 186V188H73ZM101 187V186H100ZM108 187V185H107ZM129 187V186H128ZM161 187V186H160ZM169 187V186H168ZM185 187V186H184ZM67 187H65V191L69 190L66 189ZM70 188V190H72ZM96 188V187H95ZM102 188V187H101ZM106 188L103 187L102 188V193L106 190L104 189ZM130 188V187H129ZM138 188V187H137ZM159 188V187H158ZM166 188V187H165ZM193 188V187H192ZM195 188V187H194ZM193 188V189H194ZM4 189H7L4 190ZM77 189V188H76ZM93 189V188H92ZM99 189V188H98ZM104 189V191H103ZM115 189V190H116ZM136 189V188H135ZM25 190V189H24ZM75 189H73L74 191ZM96 190V189H94ZM112 190V188H111ZM108 189V191H111ZM114 190V189H113ZM112 190V191H113ZM114 190V191H115ZM138 190V189H137ZM146 190V189H145ZM148 190V189H147ZM154 190V189H153ZM196 190V189H195ZM199 190V188H198ZM197 190V191H198ZM64 191V190H63ZM76 191V190H75ZM91 191V189L89 190ZM98 192H100L99 190H97ZM111 192V193H114ZM124 191V190H123ZM126 191V190H125ZM134 191V190H133ZM151 191V189H150ZM157 191V189L155 190ZM162 191V190H161ZM166 191V190H165ZM188 190H186L187 192ZM28 192V191H27ZM70 192V191H69ZM84 192V191H82ZM87 192V190H86ZM117 192V191H116ZM152 192V191H151ZM174 192V191H173ZM177 192V191H176ZM26 193V191H25ZM24 193V194H25ZM68 193V192H67ZM73 193V192H72ZM96 194H98L97 192H94ZM107 193V192H106ZM111 193H109V195H111ZM118 193V192H117ZM128 194V191L126 192ZM131 193V192H130ZM163 193V192H162ZM178 193V192H177ZM244 193V195H243ZM76 194V193H74ZM101 194V193H99ZM116 194V193H115ZM114 194V196H115ZM125 194V192H124ZM124 194L120 195V197L122 196V199H124L123 201H125V196ZM135 193V197H136ZM139 194V193H138ZM146 194V192H145ZM149 194V193H148ZM159 194V193H158ZM157 194V196H158ZM32 194L28 192L27 195H25V199L29 200L32 196ZM73 195V194H72ZM103 195V194H102ZM156 195V192H155ZM154 195V196H155ZM160 195V194H159ZM263 195V194H262ZM67 196V195H66ZM69 196V194H68ZM67 196V197H68ZM96 196V195H95ZM107 196V194H106ZM124 196V197H123ZM130 196V195H129ZM144 196V195H142ZM162 196V195H161ZM70 197V196H69ZM73 197V196H71ZM76 197V195H75ZM85 197V196H84ZM93 197L94 200V196ZM98 196H96L97 198ZM99 197H102L101 195H99ZM98 197V198H99ZM119 199V195L116 196ZM131 197V196H130ZM138 197V196H137ZM150 197V196H149ZM163 197V196H162ZM74 198V197H73ZM83 198V197H82ZM81 198V199H82ZM95 198V199H96ZM110 198H112V195L110 196ZM132 198V197H131ZM140 198V197H139ZM155 198V197H154ZM160 198V196L158 197ZM106 199V201L108 200L107 198H105L104 196V200ZM116 199V198H114ZM121 199L120 205L123 207V203ZM67 200V198H66ZM90 200V199H89ZM92 200V201H93ZM101 200V199H99ZM117 200V199H116ZM150 200V199H149ZM208 200H214L216 202V208L215 211L212 212V214L210 215L211 217L210 222L211 224H213V232L215 231V235H216V242L215 245H212L210 240L205 239V235H203V230L201 228V226L203 224H201L200 221L197 220H193L190 215L192 216L195 215V213H193V210L195 211V208L198 211L202 210L204 211V214H206V210H210L207 209L211 208L210 204H206L203 205L204 203H208ZM225 200H229L232 204V206H229V208L231 209L230 211L228 210H224V204H225ZM20 201V200H19ZM83 201V203L85 204V200H81ZM94 201H98V200H94ZM103 201V199H102ZM104 203H107V202ZM109 201V200H108ZM112 201V200H111ZM119 201V200H118ZM127 201V200H126ZM125 201V202H126ZM129 201V199H128ZM127 201V202H128ZM138 201V200H137ZM141 201V199H140ZM152 202L155 200H151ZM181 201V200H180ZM249 202L251 203V207L252 208H247L244 205V202L246 203ZM264 201V200H263ZM68 202V201H67ZM100 202V201H98ZM97 202V203H98ZM131 202V201H129ZM183 202V201H182ZM32 203V202H31ZM82 203V202H81ZM86 201V205H87ZM93 203V202H90ZM96 203V202H94ZM93 203V204H94ZM103 203V204H104ZM113 203V202H110ZM108 202V204H110ZM115 203V202H114ZM118 203V204H119ZM137 203V202H136ZM147 204V202H145ZM144 203V204H145ZM151 203V202H150ZM154 203V202H153ZM249 203L247 204L249 206ZM26 204V203H25ZM70 204V203H69ZM101 203H99L100 205ZM101 204V205H103ZM107 204V205H108ZM127 204V203H126ZM130 204V203H128ZM132 204V203H131ZM135 204V203H133ZM143 204V205H144ZM152 204V203H151ZM150 204V205H151ZM156 204V203H155ZM181 204V203H180ZM64 205V204H63ZM92 205V204H91ZM96 205V204H95ZM94 205V207H96ZM97 205V206H99ZM100 205V206H101ZM112 205V204H110ZM116 205V203H115ZM137 205V204H136ZM142 205V204H141ZM140 205V206H141ZM161 205V204H160ZM208 205V206H207ZM219 205V206H218ZM230 205V204H229ZM20 206V205H19ZM27 206V205H26ZM48 206V205H47ZM68 206V205H66ZM109 206V205H108ZM120 206V207H121ZM130 206V205H129ZM133 206V205H132ZM204 206H206L205 208H203ZM214 206V205H213ZM71 207V205L69 206ZM88 207V206H87ZM105 207H107L106 205H104V209ZM113 207H115L113 205ZM119 207V205H118ZM128 207V206H127ZM151 207V206H150ZM159 207V204H158ZM177 207V206H176ZM201 207V208H200ZM28 208V207H27ZM32 208V207H31ZM38 208V207H36ZM42 208V207H41ZM72 208V207H71ZM90 208V207H89ZM88 208V209H89ZM92 208L93 205L91 207V212L88 211V209L86 211H88V214H94L92 213ZM101 208H103L101 206ZM111 208V207H110ZM110 208L108 209L110 211ZM116 208V207H115ZM115 208L114 209L115 211ZM125 208V206H124ZM140 208V207H139ZM145 208V207H144ZM203 208V209H202ZM21 209V208H20ZM66 210V207L64 208ZM94 209V208H93ZM96 209V208H95ZM104 209H101L104 212ZM117 209V208H116ZM119 209V208H118ZM123 210V208H120L119 210ZM127 209V208H125ZM131 209V207H130ZM134 209V208H133ZM149 209V208H148ZM146 209V211L148 210ZM214 209V208H213ZM6 210V209H5ZM26 210V209H25ZM36 210V209H35ZM50 210V209H49ZM56 210V211H57ZM64 210V212H66ZM70 212V209H68ZM67 210V211H68ZM97 210H99L97 208ZM155 210V209H154ZM176 210H183V215L182 218L180 219V214L178 212H176ZM15 211V209H14ZM43 211V210H42ZM101 211V212H102ZM113 211V210H112ZM126 211V210H125ZM129 211V209L125 212L127 213ZM142 211V210H140ZM257 211V212H256ZM16 212V211H15ZM20 212V211H19ZM33 213L32 211H28L26 210L27 215H29L30 213ZM51 212V211H50ZM59 212V211H58ZM56 212V213H58ZM63 212V211H62ZM61 212V214H62ZM97 212V211H96ZM99 212V211H98ZM105 211V213H103L102 215L105 216L107 215ZM121 211H119L120 214ZM123 212V211H122ZM121 212V213H122ZM133 213H136L132 210ZM139 212V211H138ZM149 212V211H148ZM181 212V211H179ZM255 212V215H253V213ZM1 213V210H0ZM37 213V212H36ZM43 213V212H40ZM46 213V212H45ZM55 213V214H56ZM114 212H112L113 214ZM129 213V212H128ZM4 213H2L3 215ZM8 214H5L4 216L0 215V253H5L6 256H11V252L9 249V244L11 241L14 240V237L17 238H22V239H26V237L28 236L29 238H34L35 236H45L48 232V229L46 228V226L44 227L43 225H41L42 219L38 216H34V215H29V219L30 221L23 220L20 222H17L16 219H14L13 217L7 216ZM101 213H98L99 217ZM110 212H108V220H109V215ZM111 214V219H113V223H114V218L115 217H119L116 215V213H114V215H116L115 217L112 216ZM118 214V212H117ZM132 214V213H130ZM129 214V215H130ZM138 214V213H137ZM208 214V213H207ZM210 214V213H209ZM50 215V214H49ZM52 215V214H51ZM97 215V216H98ZM121 215V214H120ZM129 215H125L127 216V218L129 217ZM146 215V214H145ZM15 216V215H13ZM22 216V215H20ZM24 216V215H23ZM32 217V221H31V217ZM60 216V214H59ZM64 216V215H63ZM123 216V215H121ZM143 216V215H142ZM25 217V216H24ZM51 217V216H50ZM54 217V216H53ZM58 217V216H57ZM92 217V216H91ZM95 218V216H93ZM138 217V216H137ZM197 217V216H196ZM239 219V223L237 222L238 218ZM18 218V217H17ZM27 218V217H26ZM59 218V217H58ZM102 218V216H101ZM126 218V217H125ZM124 218V219H125ZM142 218V217H141ZM165 218V217H164ZM200 218V217H199ZM208 218V217H207ZM20 219V218H19ZM23 219V218H22ZM56 219V218H55ZM117 219V218H116ZM115 219V220H116ZM119 219V218H118ZM140 219V218H139ZM107 219H104V222ZM126 220V219H125ZM242 220V221H241ZM48 221V220H47ZM95 221V220H94ZM101 221V220H99ZM111 221V220H109ZM107 221V222H109ZM111 221V222H112ZM119 221H122V219L120 218ZM241 221V223H240ZM49 222V221H48ZM117 222V221H116ZM128 222V221H127ZM245 222V223H244ZM96 223V222H95ZM110 223V222H109ZM108 223V224H109ZM119 223V222H118ZM150 223V222H149ZM242 223L243 226L241 225ZM51 224V223H50ZM107 224V223H105ZM104 224V225H105ZM121 224V223H120ZM119 224V225H120ZM192 224V225H191ZM207 224V223H206ZM210 224V223H209ZM111 225V224H110ZM114 224H112L111 228L113 227ZM124 225V224H123ZM195 225V226H194ZM97 226H101L100 224H98ZM117 226V224H116ZM132 226V225H131ZM146 226V225H145ZM143 226V227H145ZM48 227V226H47ZM56 227V226H55ZM87 227V225H86ZM122 227V226H121ZM136 227V226H135ZM143 227H141L143 229ZM161 227V226H160ZM52 227L50 226V229ZM89 228V227H88ZM87 228V229H88ZM104 228V227H102ZM118 227H115V230ZM140 228V226H139ZM55 229V228H54ZM84 231L86 232L85 228ZM95 229V228H94ZM97 229V228H96ZM108 229V228H107ZM120 229V227H119ZM135 229V228H134ZM141 229V230H142ZM147 229V228H146ZM161 229V228H160ZM164 229V228H163ZM194 229H196V231H194ZM91 230V229H90ZM104 231H106L105 229H103ZM112 230V229H111ZM92 231V230H91ZM99 231L101 230H94V232L100 233ZM109 230L106 231L109 232ZM120 231V230H119ZM135 231V230H133ZM146 231V230H145ZM144 231V232H145ZM154 231V230H153ZM57 232V231H56ZM93 232V231H92ZM118 232V231H117ZM148 232V231H147ZM159 232V231H158ZM200 232V233H199ZM53 233V232H52ZM51 233V234H52ZM82 233V232H81ZM89 231L86 233L88 234ZM103 233V232H102ZM122 233V231L120 232ZM131 233V232H130ZM161 233V232H159ZM49 234V233H48ZM90 234V233H89ZM114 236V233H112ZM116 234V233H115ZM150 234V233H149ZM91 235V234H90ZM93 235V233H92ZM91 235V236H92ZM99 235V234H98ZM109 235V234H108ZM108 235H105L108 236ZM120 234H118L119 236ZM131 235V234H129ZM134 235V234H133ZM156 235V234H154ZM159 235V234H158ZM163 235V234H162ZM161 235V237H162ZM166 235V234H164ZM88 235H84V237ZM104 237V235H102ZM110 236V235H109ZM145 236V235H144ZM53 237V236H52ZM80 237V236H79ZM102 237V238H103ZM104 237V239H106ZM112 237V236H111ZM129 237V236H128ZM146 237V236H145ZM156 237H158L156 235ZM161 237H159L161 239ZM100 238V240L102 239ZM119 239L121 238V236L118 237ZM171 238V236H170ZM42 239V238H40ZM39 239V240H40ZM83 239V238H82ZM113 239V238H112ZM128 239V238H127ZM148 239V238H147ZM152 239V237H151ZM158 239V238H157ZM156 239V242H157ZM159 239V240H160ZM163 239V238H162ZM161 239V240H162ZM172 239V238H171ZM49 240V239H48ZM108 240V239H107ZM122 240V239H121ZM120 240V243H121ZM133 240V239H132ZM263 240V241H262ZM15 241V240H14ZM13 241V242H14ZM18 241V240H17ZM83 241V240H82ZM81 241V242H82ZM85 241V240H84ZM104 241V240H102ZM111 241V240H110ZM110 241H108L107 243H109ZM42 242V241H40ZM44 242V241H43ZM114 242V241H113ZM119 242V240H118ZM151 242V241H150ZM155 242V243H156ZM83 243V242H82ZM106 243V241H105ZM106 243V244H107ZM123 243V241H122ZM121 243V244H122ZM125 243H127V241L125 240ZM131 243V242H130ZM152 243H153V239H152ZM161 243V242H160ZM165 243V242H164ZM168 243V242H167ZM16 244V243H15ZM19 243L17 242V245ZM26 244V243H25ZM40 244V243H37ZM46 244V242H45ZM112 244V243H111ZM115 244V243H114ZM117 244V243H116ZM121 244H118L121 245ZM141 244V243H140ZM159 244V243H158ZM21 245V243L19 244ZM24 245V244H23ZM128 245V244H127ZM154 245V244H153ZM162 245H164L162 243ZM31 246V245H30ZM33 246V245H32ZM31 246V247H32ZM37 246V245H36ZM114 246V245H113ZM129 246V245H128ZM135 246V245H134ZM143 246V245H142ZM22 247V246H21ZM29 247V246H27ZM43 247V246H42ZM85 247V246H84ZM83 247V248H84ZM117 247V245H116ZM120 247V246H119ZM138 247V246H137ZM150 247V246H149ZM214 247H216L215 249H213ZM16 248V247H15ZM41 248V247H40ZM127 248V247H126ZM156 248V247H155ZM169 248V247H168ZM39 249V248H38ZM134 249V248H133ZM194 249V248H192ZM191 249V250H192ZM21 250V249H20ZM23 250V249H22ZM21 250V251H22ZM35 250V249H34ZM82 250V249H81ZM122 251L124 249H121ZM120 250V252H122ZM144 250V249H143ZM151 250V249H150ZM175 250V249H174ZM198 250V249H197ZM17 251V250H16ZM28 251V250H26ZM24 251V252H26ZM31 251V250H30ZM28 251V252H30ZM40 251V249H39ZM125 251V250H124ZM123 251V252H124ZM159 252V251H157ZM166 252V251H164ZM168 252V250H167ZM166 252V253H167ZM135 253V251H134ZM26 254V253H25ZM124 254V253H123ZM128 254V253H127ZM163 254V253H162ZM165 254V253H164ZM178 253H170L167 256H164L166 258H173L175 256H179L177 255ZM182 254V253H181ZM184 254V253H183ZM180 255V256H183ZM29 255V254H28ZM81 256V254H79ZM122 255V254H121ZM20 256V254H19ZM23 256V255H22ZM77 256V255H76ZM129 256V255H128ZM137 256V255H136ZM161 256V255H160ZM12 257V256H11ZM31 257V256H30ZM2 258V257H1ZM16 258V257H15ZM81 258V257H79ZM149 258V257H148ZM152 258V257H150ZM164 258V259H166ZM188 258V259H187ZM5 259V258H4ZM9 259V257H8ZM20 259V258H18ZM127 259V258H126ZM145 259V258H144ZM23 260V258H22ZM28 260V259H26ZM25 260V261H26ZM48 260V259H47ZM151 260V259H150ZM1 261V260H0ZM11 263L14 264V259L10 258L9 260ZM19 261V260H18ZM172 261V260H171ZM180 261V260H179ZM195 261V260H194ZM31 262V261H30ZM135 264H151L149 261L147 260H141V261H135ZM1 263V262H0ZM213 263V264H214ZM19 264V263H18ZM36 264V263H34ZM216 264V263H215Z\"/></svg>",
	"mask_w": 264,
	"mask_h": 264
}]
</instances>
